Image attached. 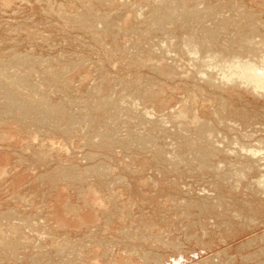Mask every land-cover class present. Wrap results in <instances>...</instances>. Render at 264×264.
I'll return each instance as SVG.
<instances>
[{
	"label": "bare ground",
	"instance_id": "1",
	"mask_svg": "<svg viewBox=\"0 0 264 264\" xmlns=\"http://www.w3.org/2000/svg\"><path fill=\"white\" fill-rule=\"evenodd\" d=\"M37 1V0H36ZM147 1H149V2H151V3H149V8L151 9V8H153L154 9V6H157L158 5V3H160V1H162V0H160V1H158V0H147ZM181 1V2H180ZM180 1H178L177 0V2L175 1L174 2V0H172V4H173V6H172V4L170 5V2H169V4L168 5H170V9L169 10H171V15L170 16H172V14L174 15H176V17H174L173 19H174V22L173 23H175V22H179V21H181V22H183L182 24H180L179 26H181L182 27V25L185 23L184 21H182V20H185V19H187L188 21H189V19L191 18V16H194V17H196V18H200L199 20H198V22L197 23H199V21L201 20V21H207L208 20V17H212L213 16V14L212 13H217L218 11H219V8H218V6L217 5H221V4H219L218 2V4L217 3H215V2H213L212 1V4H210V2H211V0H210V2H209V4L207 3V2H205L204 0H195V2L192 0V2H191V0H190V2H188L189 0H187V3L185 2V4L184 3H182V0H180ZM216 1V0H215ZM263 1V0H262ZM19 2V1H18ZM27 2V1H26ZM79 2V1H78ZM81 2V1H80ZM101 2V1H100ZM128 2H129V0H128ZM132 2V1H131ZM141 2V1H140ZM175 4H174V3ZM220 2H222V1H220ZM224 2V1H223ZM226 2H228V3H230L229 1H226ZM225 2V3H226ZM261 2V1H260ZM17 3V2H16ZM105 3V2H104ZM126 3V2H125ZM146 2H144V4H145ZM167 3V2H166ZM165 3V4H166ZM216 4V7L215 6H212L213 4ZM225 3L223 4V6L225 5ZM231 3H233V1H231ZM230 3V4H231ZM4 4V3H3ZM107 4H109V3H107ZM115 4V3H114ZM117 4V3H116ZM130 4V5H129ZM128 5L130 6L129 8H128V10L129 9H131V3H129ZM133 4H136L135 3V1H134V3ZM138 4V5H137ZM136 5L139 7V6H141V4H139V3H137ZM146 4H148V3H146ZM145 4V5H146ZM164 4V3H163ZM227 4V3H226ZM260 4H262V3H260ZM27 5V4H26ZM89 5V4H88ZM112 5H113V3L112 4H110L109 6H111V8H112ZM118 5V4H117ZM135 5V6H136ZM145 5H143V7L145 6ZM161 5V4H160ZM160 5H158L159 7H162V5L160 6ZM36 6V5H35ZM92 6V5H91ZM125 6V5H124ZM136 6V9H138V7ZM153 6V7H152ZM222 6V5H221ZM227 6H229V4H227ZM233 7H234V5H232ZM260 6V5H259ZM20 7V6H19ZM115 7H117L118 8V6H116V5H114L113 6V8L115 9ZM143 7L141 6V8L143 9ZM167 6H165V7H162V8H166ZM220 7V6H219ZM225 7H226V5H225ZM237 7V6H236ZM263 8H264V5L262 6ZM23 8V7H22ZM110 8V7H109ZM112 8V10L114 11V9ZM125 8V7H124ZM156 8V7H155ZM161 8V9H162ZM169 8V7H168ZM185 8V9H184ZM222 8V7H221ZM232 8V7H231ZM239 8V7H238ZM238 8H236V9H238ZM261 8V7H260ZM12 9V8H11ZM38 9V8H37ZM42 9V8H41ZM121 9V8H120ZM127 9V8H126ZM132 9H134V11L133 12H135V7H133ZM152 9V10H153ZM156 9H160V8H156ZM160 9V10H161ZM223 9H225V8H223ZM233 9V8H232ZM252 9V8H251ZM34 10H35V8H34ZM33 10V11H34ZM89 10V9H88ZM110 10V9H109ZM108 10V11H109ZM111 10V11H112ZM139 10V9H138ZM137 10V12H135V14L136 13H140V14H142L143 15V11H141V10H139L138 11ZM158 11V12H160L161 13V11ZM166 10V9H165ZM168 10V9H167ZM225 10H227V7H226V9ZM231 9H229L228 8V10L227 11H230ZM242 10H243V8H242ZM255 10H256V8H255ZM4 11V10H3ZM32 11V10H31ZM53 11V10H52ZM120 11V10H119ZM224 11V10H223ZM222 10H221V12H223ZM232 11V10H231ZM59 12V11H58ZM125 12V11H124ZM124 12H123V14H124ZM130 11H128V13H129ZM143 12V13H142ZM153 12V11H152ZM162 12H164V11H162ZM220 12V11H219ZM221 12L220 13H218V14H221ZM244 12L245 11H243V14L241 15V12L239 13L238 12V10H237V14L238 15H240V16H238L239 17V19H237L238 17L237 16H235V17H237L236 19L238 20H236L235 21V18H233V17H229L230 19L232 18V19H234V20H232L233 22H234V24L236 25V27H237V29L236 28H234L233 26H231V25H229V27H231V29H233L234 28V30L236 31L237 30V35H236V39L235 38H233L234 40H222V41H220V43H219V41L217 40H215L216 38H217V36L215 37V39L214 40H211L212 42H210L209 40V43L207 42V39H206V41H204V39H205V37H202L203 35H201V33L202 34H204L203 32H201L200 31V29L201 30H203L202 28H200L201 26H203V25H200V27H198L199 28V34L201 35V36H199V38H203V40L201 39V40H198L197 38L198 37H196L198 34L195 32V31H193V32H195L197 35L196 36H194L195 35V33L193 34V36H192V33L190 34L191 36H187V38H185V40L184 41H182V43H181V47H178V45H179V43L177 42H172L171 41V39L173 40V39H176V38H178L176 41H178L179 39H181L182 38V36H181V38H179L178 36L176 37V35H174L171 39H170V37L172 36V35H170V37H169V40H166L164 37L162 38L163 40H162V42H161V40L159 39L160 37H159V35H158V37L157 38H155L156 40L157 39H159L158 41H160V44H159V42H157L156 41V43H157V45H154V44H156V43H154V40H152L151 42H153V44L152 45H154L153 47H151V44H150V46H149V48H155L156 49V53H157V55H155L154 56V53L153 54H150L149 53V58H146L147 57V55L145 54V50L146 49H149L147 46H148V44L146 45V49L145 50H143V47H142V51H144V53H142L143 54V57L146 55V57H144L145 58V60L147 59V61H148V59H149V61L148 62H150L149 63V67H152V66H156V67H158L157 69H162V71H163V73L164 72H167V70H170L171 69V71L173 70V75H176V77L177 76H181L182 78L184 77V78H188V79H190V80H193L194 82H196V83H193V82H191V84H192V86L190 85V87H188L187 86V89H184L185 90V96H186V98L188 99V101L190 102H192V100H189L190 98H193V100L194 101H197L198 103H199V105H206L205 103V101H207V99H206V97L207 96H211L212 98H213V100H214V102L216 103H214L215 105H217V108L216 109H211V111H213V114L212 113H209V114H211V115H207V117H209L208 118V120H200L199 118H198V115H194L193 117H192V115H190L189 113L190 112H186L187 110L185 109L186 107V103L187 102H183L184 104H183V106L181 107V109H177V107H179V106H181L180 104L182 103V100L180 99V100H178V101H176L175 100V102H172V103H174V105H172V104H170L171 106H170V108H164L162 105H161V100H160V98H159V100H157L158 99V95H156V94H158L157 92L153 95L154 97H156L157 96V99H155V98H153V96L151 95V91L152 90H149V94H145V95H143V96H141V95H138V94H140L141 92V94H143V91H139V90H137L136 88V91H135V89L134 88H132V90L133 91H135V92H138V93H136V94H130V92L129 91H131L129 88L130 87H133L132 86V84H133V82L131 83V85H130V82L127 84L126 83V85L127 86H129L127 89L129 90V91H127V90H125V92L127 91V92H129V95L127 94V93H124V95H122V90H120V89H116V87H115V85L114 86H111V87H113V88H111L110 87V84H108V82L106 83L105 82V80H107V79H105V80H101V82H99V83H97V85L95 86V88H96V90L97 89H99L100 91H101V94L103 95V97H104V95H105V99H106V97L107 96H109L110 94H111V92H113L106 100L108 101V100H115V101H113V102H116V103H118V104H120L119 102H122V104L124 103V106H125V108L124 109H121V107H119V106H117V105H113V106H110L109 104H108V102H106V103H104L103 104V106L104 107H107V106H109V107H112V108H104L105 109V111L106 112H109L110 114H111V112H117V114L118 115H120L119 113H121L122 111V113L125 115V116H129L128 118H126L127 119V121L129 122V120H132V122L133 123H137L136 125H137V127H132V129H134L135 130V128H138L140 125H138V123L139 124H142V129L144 128V132L145 133H148L147 131L149 130V129H151V131H153L154 129L153 128H158L159 130H157V131H159L160 133L159 134H161V132H163V134H165L166 135V138L168 139V141H171V144H169L168 142H166L167 144H165L164 146L163 145H161V146H163V147H168L169 149H165L166 151L164 152V149H163V152L162 153H160V151H159V153L160 154H162L163 155V153L167 156V162L169 163H167L170 167H172V169H175V170H177L176 168L178 167V171H176L175 172V174L178 176H176V178L178 179V181H176V185H174V183H173V181H172V179H171V181H169L170 183H172V184H170V185H167L165 182V184H166V186H167V188H166V186L165 187H163L164 185H163V181L164 180H169L170 179V175H172V171H174V170H172L171 171V173L169 172V170L168 169H165V170H163L164 168H162V169H158V171H159V173L158 174H154L152 177L150 176V179L152 180V182L154 181V183L156 182L157 184L159 183L158 181L159 180H162V185L160 184V188L162 189V187L163 188H166V190L164 189V192H161L162 190L160 189V188H158V189H160V191L158 192V196L156 197H153L154 196V194L151 192V194L153 195L152 197H150L149 196V193L150 192H148V190H147V193H148V196H149V198H147V197H145V194H147V193H144L143 195H144V197L147 199V200H143V199H141V198H139V197H141V195L142 194H140V193H138L139 191H137V190H140V188H139V186H142V184L140 185V181H133V180H131L130 178H128V176L130 175H128V173H131L132 171L131 170H133V168H134V166L135 165H139V164H137V163H135L136 161L134 160V156L133 157H131V156H129V157H127L126 159H128L129 158V162L126 160V159H123V161H122V158H121V161H116L117 159H114L113 157H111L108 153H110V152H106V151H104L105 149L104 148H102L100 151H89L90 152V154H91V156H89L88 158H86V162H87V166L85 167V166H83V168H82V170H81V168H80V170H81V172L82 173H80V174H83V177H84V179L85 180H83V178H81L82 179V181H78L77 182V180H76V182L77 183H79V186H76L77 185V183L75 182V181H73V183H75V185L73 186L75 189H79V190H81V191H83V192H86V194H87V192H88V195L86 196V194L84 195V196H82L81 194H83V192H81L80 193V191H79V193L77 192V190L75 191V192H77V195L78 196H76V193L74 194V196H73V194H71V190H70V195H71V197H69V196H67L66 198L67 199H65L63 196V193L61 194H59V197L61 196L62 197V200L64 201H62V200H60L61 201V203L63 202L64 204H65V208H66V206H67V209H65L66 211H61L60 210V212H55V213H53V212H49V213H47L46 212V210H44V208L42 209L44 212L42 213V211H41V213H36V209L34 208H32L33 210H30V212H25V213H22V214H16L15 215V217H13L14 216V213H12V215H11V217H10V220H8V221H10V224H9V227H8V224H6V225H4L3 223L1 224V221H2V219L0 220V250H4V254H3V256H8V257H11V256H15L17 253H16V251H15V249H16V247H19V246H21L22 248L26 245V247L27 246H30V247H32L31 245H34V246H36V245H38V247L39 246H42V244H43V246H44V244H46V241L48 240V238H50L51 236V238L53 239V237L55 238V233H56V230H54V228H52L53 226H51V224H50V222H52V224H60V222H61V224L62 223H64L65 225H66V227L68 228V229H71V230H77V232L79 231V233L81 232L82 233V236L84 235V237L83 238H81V240H78L77 238V236L75 237L74 236V234H75V232L74 233H72L71 231H70V233H69V235H71V237L69 238V240H66V241H64V248L66 249V251L67 250H72V251H74V249H78L79 247L81 248V246H80V242H83L84 240L86 241L88 238L91 240V241H94V239H95V243L96 244H94V245H97V246H99V244L102 246V248H101V246H100V249H101V254H100V250H98L97 251V249H96V247L94 248L95 250H96V253H98L99 252V256L101 255L102 257H103V259H104V261H106L107 259H109L111 256H113V255H111L110 256V254L112 253V252H110L111 250H115V251H117L118 253H121V251L123 252V254H125L126 256H129L128 258L126 257V259H125V257L123 258H121L122 260V263H121V261L120 260H118V259H120V258H118L117 260H116V258H115V256H114V258L112 259V260H114L115 259V261L117 262V261H120V263L121 264H124L123 263V261H125V263H127V264H144V263H146V262H148L149 264H181V263H183V257L181 256V255H178L179 257L178 258H176V257H174L173 255H170L169 256V254H168V257H165V256H161L160 254V256L158 257L157 256V254L154 252V249H160V247L161 246H164L165 247V245L166 246H168L166 243L164 244H160V245H158V244H155V245H158V246H160L159 248H158V246H154L153 244H150L149 243V241L148 240H151V238H152V236L154 235L153 233H152V235H151V232L153 231H151L150 232V229H152V228H149L148 226H151L150 224H152L153 223V221H152V219H155L156 221L157 220H160V222L162 221L163 222V220H165L166 219V217L168 218V215H165L166 214V212H170V214H172L170 217L172 218L173 217V215H175V217L176 218H178L179 216H178V212L179 213H182V214H184L186 217H187V219H188V221L190 222V220H191V224L193 225L194 223L195 224H197V223H199V221H201V215H205L206 214V216L205 217H202V222H203V218H206L207 216L208 217H214V218H208V219H213L214 221H215V226L217 225L218 227L219 226H221L220 224H222V223H219V220H221L220 222H222L223 221V224H222V226L224 225L225 226V223H227L226 224V226L227 227H237V225H238V222H240V221H236V220H238L239 218H242L244 221L246 220V222H249L250 224H254V223H256L257 221H259V220H264V115H243V113H246L247 112V109L245 110V112H242V110H240V109H238L237 108V102H238V100H240L241 102H244V103H246V108H247V106H250V110H253V108H256V107H254V105L255 104H257V103H260L261 104V102H264V32H262V30H261V28L262 27H264V21H262V19H263V15L264 14H262V12L261 13H254L253 11H251V13L249 12V14H244ZM4 13V12H3ZM35 13H38V12H35ZM46 13V12H45ZM54 13H56L55 11H54ZM155 13H156V11H155ZM164 13H166V12H164ZM224 13V12H223ZM228 13V12H227ZM254 13V14H253ZM264 13V12H263ZM10 14V13H9ZM87 14V13H86ZM118 14V13H117ZM126 14H127V12H126ZM130 14H133V16H134V13H132V12H130ZM145 14H146V12H145ZM157 14V13H156ZM162 14V13H161ZM225 16L226 15H228V14H226V11H225ZM236 14V15H237ZM36 15V14H35ZM90 15V14H89ZM95 15V14H94ZM106 15V14H105ZM125 15V14H124ZM124 15H121V18L123 17V18H125V16ZM159 15V14H158ZM164 15V14H163ZM166 15V14H165ZM164 15V16H165ZM217 15V14H216ZM223 15V14H222ZM37 16V15H36ZM92 16V15H91ZM129 16V15H128ZM133 16H130V18L131 17H133ZM137 15H135L134 17H136ZM139 16V15H138ZM141 16V15H140ZM145 17H143V18H146L147 17V14L146 15H144ZM153 16L155 17V15L153 14ZM215 16V15H214ZM220 16V15H219ZM38 17V16H37ZM73 17V16H72ZM88 17V16H87ZM152 17V16H151ZM167 18L169 17V15L168 16H166ZM194 17H192L193 19H194ZM223 17H224V15H223ZM222 17V18H223ZM227 17V18H228ZM257 17H259L258 19H257ZM75 18V17H74ZM78 18V17H77ZM77 18L75 19V20H77ZM86 18V17H85ZM96 18H97V16H96ZM103 18H104V16H103ZM127 18V17H126ZM148 18V17H147ZM159 18H161L160 16H159ZM171 19H164V17L162 18V19H164V20H167V21H165V22H168V21H170V20H172V17H170ZM191 18V19H192ZM195 18V19H196ZM219 18H221V17H218V19ZM79 19V18H78ZM87 19V18H86ZM91 19V18H90ZM101 19V18H100ZM132 19V18H131ZM135 19V18H134ZM150 18H148V20H149ZM158 19V18H157ZM156 19V20H157ZM214 19L215 18H213L212 20V23L214 22ZM217 19V20H218ZM224 19L226 20V17H224ZM229 19V20H230ZM82 20V19H81ZM92 20V19H91ZM103 20V19H102ZM102 20L100 21L99 19H96V21H99V22H96L94 25H96V24H99L100 22H102ZM116 20V19H115ZM120 20V19H119ZM125 20V22L122 20H120L122 23H123V25H119L118 27H119V29H120V31H125V32H127L128 30H134L135 28H130V26H133L132 24H131V20L128 18L127 20L126 19H124ZM137 20H138V18H137ZM143 21L145 20L146 21V19H142ZM148 20H147V24L149 23L148 22ZM153 20V19H152ZM152 20H150V21H152ZM186 20V21H187ZM211 20V19H210ZM217 20H215L216 22L215 23H217ZM228 19H227V21H229ZM13 21V20H12ZM12 21H9V22H11L12 23ZM94 21V20H93ZM104 21V20H103ZM160 21H161V19H160ZM196 21V20H195ZM194 21V22H195ZM222 20L220 19V21L218 20V22L220 23ZM226 21V22H227ZM112 22V21H111ZM135 22V20H133V24H135L134 23ZM153 22V21H152ZM151 22V23H152ZM154 22H155V20H154ZM171 21H170V24L172 23ZM194 22H192L193 24H194V26H195V24H197L196 22L194 23ZM2 23V22H1ZM92 23V22H91ZM103 23V22H102ZM139 23V22H138ZM159 23V22H158ZM161 23V22H160ZM180 23V22H179ZM186 23H188V22H186ZM190 23H191V21L189 22V25H190ZM191 23V24H192ZM202 24L204 23V22H201ZM208 23H211V21H209ZM211 23V25L213 26L214 24H212ZM223 24L225 23V22H222ZM221 23V26L223 25ZM10 24V23H9ZM38 24V23H37ZM118 24V23H117ZM120 24V23H119ZM131 24V25H130ZM137 24V23H136ZM146 24V23H145ZM163 25L164 24H166V23H162ZM162 24L160 25V27L162 26ZM192 24V25H193ZM200 24V23H199ZM226 24V23H225ZM228 24V23H227ZM230 24V23H229ZM234 24H232V25H234ZM66 25V24H65ZM64 25V26H65ZM130 25V26H129ZM150 24H148L147 26H149ZM153 25H154V23H153ZM176 25H178V23L176 24H172V27H174V26H176ZM184 25H187L188 26V24H184ZM183 25V26H184ZM204 25L205 26H203V28L204 27H206V25L207 24H205L204 23ZM218 25V24H217ZM217 25H214V27H216L219 31H220V29H219V26L217 27ZM1 26V25H0ZM50 26V25H49ZM98 26V25H97ZM104 26V25H103ZM137 26V25H136ZM135 26V27H136ZM155 26V25H154ZM166 26H168V25H165V27H164V29H166L167 27ZM197 26H199V25H197ZM196 26V27H197ZM227 26V25H226ZM62 27V26H61ZM87 27V26H86ZM96 26H91V28H89L88 27V29L89 30H91L92 28L93 29H95L96 30V28L98 29V28H101V27H96ZM105 27V26H104ZM139 27V26H138ZM159 27V28H160ZM178 27V26H177ZM176 27V28H177ZM193 27V26H192ZM223 27V26H222ZM229 27H228V30H229ZM233 27V28H232ZM6 28V27H5ZM28 28V27H27ZM109 28H110V26H109ZM117 28V27H116ZM128 28H130V29H128ZM171 29V27H170V25H169V27L167 28V29ZM182 28H184V27H182ZM207 28V27H206ZM221 28V27H220ZM2 29H3V27H2ZM50 29H53V28H50ZM47 30V31H51V30ZM73 29V28H72ZM92 29V30H93ZM115 29V28H114ZM128 29V30H127ZM138 29L139 28H137V29H135V33L138 31ZM150 29V28H149ZM152 29V28H151ZM157 29V30H156ZM156 29L154 30L153 29V31H158V28H157V26H156ZM161 29V28H160ZM164 29H162V30H164ZM166 29V30H167ZM178 29V28H177ZM187 29H188V27H187ZM190 29V28H189ZM197 29V28H196ZM262 29H264V28H262ZM6 30V29H5ZM26 30V29H25ZM32 30V29H31ZM112 30V29H111ZM110 30V31H111ZM115 30H117V29H115ZM127 30V31H126ZM137 30V31H136ZM174 30V28L172 29V31H170V34H174L175 32H177V30L175 31H173ZM182 30H186V27H185V29H182ZM193 30V29H192ZM204 30H205V28H204ZM218 30H216V31H218ZM4 31V29L2 30V32ZM9 31V30H8ZM52 31H55V30H52ZM112 31H114V30H112ZM165 31V30H164ZM179 31H181V28L179 27ZM187 31V30H186ZM207 31H208V28H207ZM29 32V31H28ZM27 32V33H28ZM33 32V31H32ZM94 32V31H93ZM117 32V31H116ZM116 32H115V34H116ZM122 32V33H123ZM130 32V31H129ZM133 32V31H132ZM138 32H140V29H139V31ZM146 32V31H145ZM148 32V31H147ZM159 32H160V30H159ZM172 32V33H171ZM188 32V31H187ZM186 32V33H187ZM201 32V33H200ZM209 32V31H208ZM228 32V31H227ZM227 32H225V33H227ZM230 32H231V30H230ZM36 33V32H35ZM34 33V34H35ZM42 33H44V32H42ZM97 34H95L94 33V38L98 35V32H96ZM107 33H109V32H107ZM143 33V32H142ZM151 33V32H150ZM182 33H184V31L182 32ZM186 33H184V34H186ZM206 33V32H205ZM210 33V32H209ZM214 33V32H213ZM233 34H234V32H232ZM90 34V33H89ZM101 34V33H100ZM110 34V33H109ZM112 34V33H111ZM115 34H113V35H115ZM121 34V33H120ZM124 34H126V33H124ZM128 34V33H127ZM131 34V33H130ZM130 34H128V35H130ZM141 34V33H140ZM140 34H137V36H139ZM152 34V33H151ZM162 34V33H161ZM180 34V33H179ZM211 34V33H210ZM42 35V34H41ZM47 35H50V34H46V35H44L45 36V38H46V36ZM132 35V34H131ZM127 36L126 35V37H134V36H136L135 34H133V36ZM165 35H166V33H165ZM178 35V34H177ZM187 35H189V33H187ZM206 35H207V33H206ZM231 35V34H230ZM235 35V34H234ZM50 36H53V35H50ZM125 36V35H124ZM136 36V37H137ZM142 36H144L145 37V35H141V38H142ZM149 36V35H148ZM148 36H146V37H148ZM151 36V35H150ZM163 35H161V37H162ZM167 36H168V33H167ZM167 36H165V37H167ZM211 36H212V34H211ZM224 36V35H223ZM227 36V35H226ZM229 36V35H228ZM34 37V36H33ZM41 37V36H40ZM43 37V36H42ZM48 37V36H47ZM98 37V36H97ZM97 37H96V41H97ZM100 37V36H99ZM105 37V36H104ZM140 37V36H139ZM154 37H156V36H154ZM196 37V38H195ZM219 38H221V36L219 35L218 36ZM233 37H235V36H233ZM39 38V37H38ZM44 37L42 38V42L41 41H39L38 39H36V41H37V43H36V45L39 43L41 46H42V44L44 45V44H48L47 42H49L48 40H50V38H47V39H45ZM53 38V37H52ZM135 38V37H134ZM138 38V37H137ZM141 38H140V41H141ZM150 38V37H149ZM168 38V37H167ZM218 38V39H219ZM229 38V37H228ZM43 39H45V40H43ZM77 39V38H76ZM103 38H99V40L98 41H100V40H102ZM114 39V38H113ZM210 39V38H209ZM212 39V38H211ZM222 39V38H221ZM227 39V38H226ZM34 40V39H33ZM72 40V39H71ZM74 40V39H73ZM129 40V39H128ZM133 40H135V41H137L138 42V40H136V39H133ZM143 40V39H142ZM147 40V39H146ZM150 40V39H149ZM97 41V42H98ZM134 41V42H135ZM145 41V40H144ZM7 42V41H6ZM5 42V43H6ZM26 42V41H25ZM75 42V41H74ZM100 42H102L101 44H103V42H105V41H100ZM99 42V43H100ZM130 42V41H129ZM134 42H131L132 44L134 43ZM4 43V44H5ZM75 43H77V42H75ZM7 44H8V42H7ZM12 44V43H11ZM106 45L108 44V42L107 43H105ZM142 44V43H141ZM176 44H178V45H176ZM39 45V46H40ZM79 45V44H78ZM86 45V44H85ZM136 44H133V46H135ZM9 46H10V42H9ZM109 46V45H108ZM43 47V46H42ZM76 47V46H75ZM136 48H138L137 46H135ZM21 48V47H20ZM19 48V49H20ZM84 48V47H83ZM139 48H141V47H139ZM145 48V47H144ZM24 49V48H23ZM22 49V50H23ZM110 49V48H109ZM131 49V48H130ZM4 49H2V48H0V60L2 59V62L4 61L3 59H6V56H4V55H6L7 54V56L9 55L8 53H10L9 51L8 52H5V51H3ZM6 50V49H5ZM106 50V49H105ZM24 51V50H23ZM107 51V50H106ZM134 51V50H133ZM141 50H140V52H142ZM151 51V50H150ZM20 52V51H19ZM19 52H17L18 54H19V56H17L18 54H16V56H14L13 55V58L12 57H10V60H11V62H9V63H11L10 65H8L9 63L7 62V63H4V64H0V66H4V67H6L7 69H8V67H11V65L12 64H16L18 61H19V59L21 58V53H19ZM153 52H155L154 50H153ZM106 53H109V51L108 52H106ZM128 53V52H127ZM135 53V52H134ZM136 53H139V51L137 50V52ZM11 54V53H10ZM34 54V53H33ZM140 55H141V53H139ZM158 54H161L162 56H163V61L159 58V57H156V56H158ZM25 55V54H24ZM35 55H36V53H35ZM109 55H110V53H109ZM135 55V54H134ZM136 55H138V54H136ZM38 56V55H37ZM118 56V55H117ZM150 56H151V59H150ZM152 56L153 57H155L154 59H152ZM109 57H111V56H109ZM124 57V56H123ZM139 57V56H138ZM142 57V55H141V57H140V59L141 58H143ZM161 57V56H160ZM8 59H9V57H7ZM12 58V59H11ZM37 57H35V58H33L32 59V63L34 62L35 63V61H40L39 60V57L36 59ZM61 58V57H60ZM64 58V57H63ZM157 58H159V59H157ZM7 59V60H8ZM36 59V60H35ZM113 59V58H112ZM132 59V58H131ZM139 59V60H140ZM6 60V61H7ZM9 60V61H10ZM34 60V61H33ZM84 60V59H83ZM107 60H109L108 58H107ZM135 60V59H134ZM143 60V59H142ZM159 60V61H158ZM160 60H161V62L162 63H160ZM141 61V60H140ZM146 61V62H147ZM1 62V61H0ZM20 62V61H19ZM29 62H31V61H27V59H24V56H23V61H21L20 63L22 64L23 63V65H21L22 67H24V68H21V67H18L19 69H20V71L17 73V77L18 76H20V73H22V74H24L23 73V71L24 72H26V70H29V69H27L28 67L30 68L31 66L30 65H28L29 64ZM90 62V61H89ZM136 62L137 61H134V64L136 65ZM31 63V64H32ZM33 63V64H34ZM102 63V62H101ZM132 63V62H131ZM138 63V65H140V67H142V69H143V66H141V64H139V62H137ZM141 63H145V61H141ZM19 64V63H18ZM97 64V63H96ZM146 64H148V63H146ZM37 65V64H36ZM39 65V64H38ZM81 65V64H80ZM94 65V64H93ZM101 65V64H100ZM99 65V67H101ZM114 65V64H113ZM131 65V64H130ZM144 65V64H143ZM152 65V66H151ZM28 66V67H27ZM77 66V65H76ZM95 67L97 66V65H94ZM132 66V65H131ZM17 67H13V68H17ZM33 67H34V65H33ZM36 67V66H35ZM38 67V70H39V67L40 66H37ZM90 67H91V65H90ZM94 67V68H95ZM98 67V68H99ZM145 67H147V66H145ZM149 67H147V68H149ZM13 68H12V70H13ZM17 68V69H18ZM63 68V67H62ZM81 68V67H80ZM83 68V67H82ZM105 68V67H104ZM103 68V69H104ZM137 68H138V66H137ZM147 68H145V69H147ZM169 68V69H168ZM1 69H2V67H1ZM0 69V70H1ZM5 69V68H4ZM4 69H2V71H4ZM11 68H9V70H10ZM16 69V70H17ZM18 69V70H19ZM37 69V68H36ZM61 69V68H60ZM99 69H101V68H99ZM99 69H96V70H99ZM106 69V68H105ZM132 69V68H131ZM138 69H140V68H138ZM151 69V68H150ZM149 69V70H150ZM154 69V68H153ZM152 69V70H153ZM155 70V71H158V70ZM167 69V70H166ZM31 70V69H30ZM32 70H34L33 68H32ZM47 70V69H46ZM75 70V69H74ZM77 70H79L80 71V69L79 68H77ZM120 70H122V68L120 69ZM148 70V69H147ZM8 71V70H7ZM11 71V70H10ZM40 71V70H39ZM72 71V73H76L75 71H73V70H71ZM82 71H84V70H82ZM101 71H103V70H100V72ZM151 71V70H150ZM154 71V70H153ZM5 72V71H4ZM9 72V71H8ZM7 72V73H8ZM12 72L13 71H11V75L15 78V73H14V75L12 74ZM14 72H15V69H14ZM78 72V71H77ZM89 72V71H88ZM99 72V71H98ZM99 72V73H100ZM105 72V71H104ZM160 72V71H159ZM47 72L45 71L44 73H42V77L41 78H43V81H41V82H43V83H45L46 85H47V88H45L46 86H44V84H43V86H42V88H44V89H42L41 87V90H47V92L49 91V93H50V91H52V90H49L48 89V84H50V86L52 85V81L53 80H51L50 79V77L48 76V73L46 74ZM72 73H71V75H72ZM79 73V72H78ZM82 73V72H81ZM85 73H86V71H85ZM102 73V75L103 76H100V74H99V78H101L102 77V79H103V77L105 78L106 76H108V75H105L104 76V74H103V72H101ZM139 74L138 72H135V74ZM143 73V72H142ZM141 73V74H142ZM162 73V74H163ZM21 74V75H22ZM60 74V73H59ZM74 74H73V76H74ZM77 74V73H76ZM83 74V73H82ZM109 74V73H108ZM136 74V75H137ZM144 74V73H143ZM142 74V75H143ZM146 74V73H145ZM156 74H157V72H156ZM159 74V73H158ZM161 74V73H160ZM161 74V75H162ZM165 74V73H164ZM166 74H171V73H166ZM1 75V74H0ZM9 75V74H8ZM7 75V77L9 78L11 75H9L8 76ZM133 75V74H132ZM172 75V76H173ZM3 77H1L0 79H3L4 78V75H2ZM59 76H61V75H59ZM58 76V77H59ZM64 76V75H63ZM62 76V77H63ZM79 76V75H78ZM86 76V75H85ZM89 76V75H88ZM144 76V77H143ZM142 77H141V75H140V78H142L141 80H144L143 78H151L152 76H146V75H143ZM146 76V77H145ZM164 76V75H163ZM171 76V75H170ZM169 76V77H170ZM171 76V78H170V80H172V79H174V77H172ZM16 77V78H17ZM39 77V78H40ZM81 77V76H80ZM84 77V76H83ZM111 77V76H110ZM110 77H108V78H110ZM118 77V76H117ZM133 77V76H132ZM154 77V76H153ZM151 78V81H154V78ZM12 78V77H11ZM53 78V77H52ZM74 78H76V77H74ZM82 78V77H81ZM85 78H87V77H85ZM98 78V79H99ZM107 78V77H106ZM120 78V77H119ZM122 78V77H121ZM134 78H135V76H134ZM138 78H139V76L137 77V80H138ZM149 78V79H150ZM178 78V77H177ZM6 79V78H5ZM58 79V78H57ZM89 79H91L90 77H89ZM118 79V78H117ZM123 79V78H122ZM155 79H157V78H155ZM176 79V78H175ZM174 79V80H175ZM7 80V79H6ZM12 80V79H11ZM55 80V79H54ZM60 80H62V79H60ZM64 80V79H63ZM110 80V79H109ZM125 80V79H124ZM123 80V81H124ZM9 81H10V78H9ZM19 81V80H18ZM38 81H40L39 79H38ZM38 81H37V83H38ZM69 81H73L72 79H69ZM102 81H104L106 84H104V82H102ZM113 81V80H112ZM116 81V80H115ZM114 81V82H115ZM129 81V80H128ZM139 82H140V79L138 80ZM158 81V80H157ZM157 81H154L155 82V84H157ZM4 82H6V81H4ZM60 83L62 82V81H59ZM86 82V81H85ZM117 82H122V81H117ZM126 82V81H125ZM182 82V81H181ZM3 83V82H2ZM2 83L0 82V87H1V85H2ZM10 83H12V81L10 82ZM9 83V84H10ZM53 83H54V81H53ZM59 83V84H60ZM110 83V82H109ZM124 83V82H123ZM122 83V84H123ZM152 83V82H151ZM180 83V82H179ZM187 82L186 81H184V84H186ZM3 84H5V83H3ZM8 84V83H7ZM8 84V85H9ZM14 84V83H13ZM13 84H12V87L9 85V87H11L10 89H9V87L6 89V90H2V92H0V93H2V94H0V108L2 109L5 105V107L6 108H8V109H16L17 107H19V108H21L20 109V112H22V115H21V113L20 112H18V117H19V113H20V118L21 119H24L25 120V118L27 119H32V120H37V121H39L38 119H41L42 117H44V119H42V120H45V123H44V121L43 122H41L42 124L44 123L45 124V126L47 125L46 123H48V120L51 122V120H52V122H53V120L54 119H52V118H54L53 117V115H50V113H49V110L50 111H52L53 112V110H52V108H53V106L54 105H57L56 103H57V100L58 99H56L57 97V95H59L60 94V92L59 91H63V90H65L66 91V86L65 87H63L64 86V84H62L63 86L61 87V85L59 86L60 87V89H58V87H56L58 90H56V92H51V95H50V97H45V95H43L44 97H42V96H39V95H37L38 93H37V89L35 90V89H33L34 87L33 86H28V87H30V88H25V89H22V88H20V87H22V85L20 86V85H18L19 84V82H18V86H13ZM16 84V83H15ZM57 83L55 82V85H56ZM59 84H57L56 86H58ZM117 84V83H116ZM119 85H118V88H119V86H122V85H120V83H118ZM135 84V83H134ZM140 84V83H139ZM153 84V83H152ZM162 84V83H161ZM175 84V83H174ZM178 84V82L176 83V85ZM181 84V83H180ZM183 84V83H182ZM190 83H187L186 85H189ZM195 84V85H194ZM37 85V84H36ZM159 85V84H158ZM176 85H174V86H176ZM179 85V84H178ZM185 85V86H186ZM2 86H4V87H6V84L5 85H2ZM20 86V87H19ZM126 86V87H127ZM161 86V85H160ZM180 86V85H179ZM182 86H184V85H182ZM36 87V86H35ZM39 87V86H38ZM163 87V86H162ZM164 87H165V85H164ZM163 87V88H164ZM167 87V86H166ZM169 87V86H168ZM3 87H1V89H2ZM39 88V89H40ZM50 88V87H49ZM53 89H54V84H53V87H52ZM71 88V87H70ZM162 88V90H164ZM171 88H173V89H175L173 86L172 87H170V89ZM183 88H185V87H183ZM192 88H194L195 90V92L194 91H192L193 89ZM5 89V88H4ZM29 89H32V90H30L29 91ZM38 89V90H39ZM124 89H126L125 87H124ZM153 89V88H152ZM169 89V88H168ZM182 89V88H181ZM180 89V90H181ZM69 89H67V91L66 92H70V90L68 91ZM82 90V89H81ZM88 90H90V89H88ZM94 90V89H93ZM95 90V91H96ZM112 90V91H111ZM32 91H33V93H36V94H34V96H31V94H32ZM57 91H58V93H57ZM72 91V90H71ZM110 91V92H109ZM133 91H131V92H133ZM165 91V90H164ZM171 91V90H170ZM176 91H177V89H176ZM183 91V90H182ZM46 92V91H45ZM110 94H109V93ZM124 92V91H123ZM146 91H144V93H145ZM168 92V91H167ZM3 93H5V94H3ZM52 93L55 95L56 93V95H55V97L54 96H52ZM62 93V92H61ZM76 93V92H75ZM78 93V92H77ZM95 93V92H94ZM93 93V94H94ZM97 93V92H96ZM95 93V95L97 96L98 95V93L96 94ZM106 93V94H105ZM147 93H148V91H147ZM154 93V92H153ZM165 93H166V91H165ZM72 94V93H71ZM93 94H92V96H93ZM101 94H99V95H101ZM108 94V95H107ZM183 94V93H182ZM33 95V94H32ZM40 95H41V93H40ZM47 95V94H46ZM85 95V94H84ZM149 95V96H148ZM156 95V96H155ZM184 95V94H183ZM60 96V95H59ZM162 96V95H161ZM182 95H180V97H181ZM184 96V97H185ZM82 97H83V94H82ZM102 96H101V98H103ZM91 98V97H90ZM93 98H95L94 96H93ZM183 98V97H182ZM186 98H184L183 100H185ZM75 99V98H74ZM162 99V98H161ZM204 99H206L205 101H204ZM71 100V99H70ZM69 100V102H71L72 103V100L70 101ZM87 100V99H86ZM102 100H104V98L102 99ZM105 100V101H106ZM62 101V100H61ZM75 101V100H74ZM95 101V100H94ZM99 101V100H98ZM68 102V101H67ZM89 102H90V100H89ZM113 102H110V104H112ZM97 103V102H96ZM100 103V102H99ZM164 103V102H163ZM200 103H204V104H200ZM3 104H4V106H3ZM79 104V103H78ZM94 104V103H93ZM93 104L91 105V103L89 104V105H91V107L93 108L92 110H93V113H91V114H93V116L95 117L96 115H94L95 114V112H94V109H96V108H94L93 107ZM122 104H120V105H122ZM167 104V103H166ZM165 104V105H166ZM188 104V103H187ZM64 105V104H63ZM66 105V104H65ZM73 105V104H72ZM75 105V104H74ZM101 105V104H100ZM126 105H127V107H126ZM189 105V104H188ZM210 105H212V104H210ZM209 105V106H210ZM52 108H51V107ZM57 106H59V105H57ZM66 106H68V105H66ZM124 106H122V108L124 107ZM190 106V105H189ZM258 106V105H257ZM69 107V106H68ZM79 107V106H78ZM100 107V106H99ZM98 107V108H99ZM169 107V106H168ZM54 108H55V106H54ZM53 108V109H54ZM80 108V107H79ZM102 107H101V109H98V111L99 110H102L103 109ZM194 108V107H193ZM242 108H244V107H241V109ZM264 108V107H263ZM7 109V111H10V110H8ZM56 109V108H55ZM57 109L58 110H60V111H62L61 110V108L59 109V107H57ZM103 109V110H104ZM191 109V108H190ZM204 109H206V108H204ZM257 109H259V108H257ZM92 110H90L89 109V111H92ZM120 110H122L121 112H120ZM170 110L171 111H173L174 112V114H172L171 112H170ZM263 111H264V109H262ZM6 111V112H7ZM16 111H18V110H16ZM57 111V110H56ZM97 111V109H96V113L98 112ZM167 111V114H165V112ZM175 111L177 112L176 114H175ZM254 111V110H253ZM1 113H4V112H2V111H0ZM57 112H59V111H57ZM73 112V111H72ZM76 112V111H75ZM112 113V115H109L111 118H112V120H114V118H115V120H116V118L117 117H120L121 115L123 116V114H121L120 116H117V115H113V114H115V113ZM169 112V113H168ZM249 112V111H248ZM247 112V113H248ZM257 112V111H256ZM7 113H9V112H7ZM47 113H49V115H46ZM54 113H55V111H54ZM104 113V112H103ZM103 113H102V116H105V114L103 115ZM109 113H107V114H109ZM57 113H55V115H56ZM81 114V113H80ZM79 114V115H80ZM193 114V113H192ZM205 115V114H204ZM10 116H12L11 114H10ZM52 116V117H51ZM57 116V115H56ZM60 116V115H59ZM59 116H57V117H59ZM62 116H64V115H62ZM85 116V115H84ZM83 116V117H84ZM90 116V115H89ZM88 116V114L86 115V117H84V118H91V117H89ZM92 116V115H91ZM92 116V117H93ZM107 116V115H106ZM117 116V117H116ZM206 116V115H205ZM13 117V116H12ZM23 117V118H22ZM56 117V118H57ZM72 118V117H74V119H70V118ZM72 117H71V115H65V117H62L63 118V120L65 121V122H67L66 120L67 119H70V120H68V122H70L69 123V127H67L68 125L67 124H65V125H63V126H65L66 127V130L64 131L65 132V136H66V138L67 139H70V138H72L73 136L74 137H76V140L78 139V141H80L81 142V140H85V141H87V146H90V147H92L93 146V144H92V141H94V140H92L91 138H88V137H90V136H87L86 135V133L89 131H91L92 132V128H94L95 127V129H96V126H94V125H96V123H95V121L94 122H92V121H90V120H92V118L91 119H89V121L90 122H92L91 123V125H90V127H92L91 129H90V127H88V126H85V122H87V121H83V117H82V115H81V117L80 118H82V121L84 122V123H82L81 122V126L80 125H78L79 123H80V121H81V119L79 120V123H76L77 122V119L75 118V116L74 115H72ZM93 117V118H94ZM99 117V116H98ZM98 117H96V118H98ZM108 117V116H107ZM61 117L59 118V119H56V120H54L55 122L52 124V126L49 128V125H47L48 126V130L46 131V132H48L46 135L44 134V132H43V134H44V136H47V138H46V141H44L45 142V144L43 145L42 144V146H40V147H38L36 144H37V141L33 144V142H31L30 144L31 145H36V146H34V147H36V148H38V149H40V150H42V151H40V153L43 155V157L45 156V154H46V151L48 150L47 148H49L50 147V149L52 148L54 151L55 150H59V147L57 148V145L59 146V144H57L58 142L57 141H59V140H55V138L54 137H56L52 132H50L49 130H56V131H58V132H62L61 130H64V128H63V126L61 125L62 124V121H60L61 119H62ZM129 118H131V119H129ZM255 118H257V119H255ZM11 119V118H10ZM101 119V118H100ZM117 119H120L119 121H121L122 119L121 118H117ZM124 119V118H123ZM126 119H125V121H126ZM1 120V119H0ZM6 120V119H5ZM18 121H19V119H17ZM76 120V121H75ZM93 120H95V118L93 119ZM110 120V119H109ZM8 121V120H7ZM15 121H16V119H15ZM41 121V120H40ZM39 121V122H40ZM63 121V122H64ZM87 122V125L90 123V122ZM98 121H102V119L101 120H98ZM254 121V122H253ZM0 122H3V121H0ZM13 122V121H12ZM103 122L104 121H102V124L101 125H99V122H97V124L99 125V126H101L102 127V125H103ZM107 121H105V123H106ZM124 121H122V123H123ZM19 123V122H18ZM18 123H17V125H18ZM28 123V122H27ZM36 123V122H35ZM95 123V124H94ZM104 123V124H105ZM125 123V122H124ZM129 123H131V121L129 122ZM251 123V124H250ZM252 123H253V125H252ZM2 124V123H1ZM1 124H0V126H1ZM13 124V123H12ZM11 124V125H12ZM43 124V125H44ZM83 124V125H82ZM92 124H94V125H92ZM107 124H108V122H107ZM112 123H110V125H111ZM114 124V123H113ZM112 124V125H113ZM20 125H22L21 123H20ZM23 125H25V124H23ZM50 125H51V123H50ZM77 125H78V127L80 128L81 127V129H77V128H75V126L77 127ZM97 125V126H98ZM116 125V124H115ZM122 125V124H121ZM124 125H126V124H123V127H124ZM136 125H131V126H136ZM16 126V125H15ZM15 126H13V127H15ZM19 126V125H18ZM118 126V125H117ZM126 126H130V125H126ZM2 127V126H1ZM21 127V126H20ZM19 127V128H20ZM29 127V126H28ZM63 128V129H60V128ZM75 129H74V128ZM110 127V126H109ZM122 127V128H123ZM16 128V127H15ZM30 128V127H29ZM89 128V129H88ZM98 128V127H97ZM106 128H108V127H106ZM112 128V127H111ZM116 128H118V127H116ZM131 128V127H130ZM129 128V129H130ZM9 129V128H8ZM35 129H36V127H35ZM34 129V130H35ZM88 129V130H87ZM125 129V128H124ZM15 130V129H14ZM16 130H19L18 129V127H17V129ZM21 130V129H20ZM19 130V131H20ZM30 130V129H29ZM32 130V129H31ZM33 130V131H34ZM38 130H40V129H38ZM46 130V129H45ZM54 130V131H55ZM60 130V131H59ZM98 130V129H97ZM96 130V132H98ZM101 130V129H100ZM113 130H115V129H113ZM123 130V129H122ZM127 130V129H126ZM7 131H9V132H11L10 130H7ZM110 131H111V129H110ZM119 131V130H118ZM139 131H140V129H139ZM28 132V131H27ZM32 132V131H31ZM42 132V131H41ZM41 132H39V133H41ZM64 132H63V134H64ZM101 132V131H100ZM106 132V131H105ZM123 132V131H122ZM126 132H128V130L126 131ZM136 132H138V130H136ZM143 132V131H142ZM155 132V131H154ZM180 132H181V134H180ZM14 133V132H13ZM20 133V132H19ZM24 133V132H23ZM57 133V132H56ZM102 133V132H101ZM4 134V133H3ZM3 134H1L0 135V137H3V140H5L4 139V136L5 135H3ZM5 134H6V131H5ZM35 134V133H34ZM88 134V133H87ZM90 134H92V133H90ZM99 134V133H98ZM116 134V133H115ZM125 134V133H124ZM138 134V133H137ZM139 134H141V133H139ZM150 134V133H149ZM154 134V133H153ZM157 134H158V132H157ZM162 134V135H163ZM8 135V134H7ZM36 135V134H35ZM105 135H107V134H105ZM133 135V134H132ZM151 135V134H150ZM156 134H154V135H152V136H150V137H152L153 138V136H155ZM176 135L177 136H180V138L178 139V140H175L176 139ZM25 136V135H24ZM27 136V135H26ZM38 136H39V134H38ZM37 135H36V137H38ZM92 136H94V135H92ZM98 136V135H97ZM96 136V137H97ZM114 136V135H113ZM129 136V135H128ZM19 137H20V135H19ZM30 137V136H29ZM59 136H57V138H58ZM78 137V138H77ZM108 137V136H107ZM127 137V136H126ZM132 137V136H131ZM137 137V136H136ZM143 137H145V136H143ZM147 138L149 137L148 135L146 136ZM6 138V137H5ZM11 138H13L12 139V141H10L9 143H8V145H10V149H11V147L12 148H17L18 149V139L16 140L15 138V136H13V135H9V138L8 139H11ZM28 138V137H27ZM41 138H43V137H41ZM65 138V137H64ZM95 138V137H94ZM98 138V137H97ZM101 138V137H100ZM103 138V137H102ZM121 138V137H120ZM133 138V137H132ZM151 138V140H149V142L148 143H145L146 145H151V143L152 144H154V139H152ZM162 138H163V140H164V137L162 136ZM175 138V139H174ZM2 139V138H1ZM21 139V138H20ZM29 139V138H28ZM36 139H38V138H36ZM36 139H34V140H36ZM62 139V138H61ZM124 139V138H123ZM129 139V138H128ZM148 139H150V138H148ZM170 139V140H169ZM22 140V139H21ZM33 140V138L31 139V141ZM39 140H40V138H39ZM45 140V139H44ZM97 140V139H96ZM99 140V139H98ZM104 140V139H103ZM118 140V139H117ZM144 141L146 140L147 141V139L145 138V139H143ZM157 138H156V140H155V144H156V142H157ZM160 140V139H159ZM158 140V141H159ZM162 140V141H163ZM22 141H25V140H22ZM73 142V139L72 140H69V142ZM102 141V140H101ZM106 141H108V140H106ZM111 141H112V139H111ZM119 141V140H118ZM120 141H121V139H120ZM138 141V140H137ZM179 141H181V142H179ZM7 142H8V140H7ZM19 142H20V140H19ZM26 142L29 144V141H27L26 140ZM61 142V141H60ZM62 142H63V140H62ZM62 142H61V144H62ZM69 142H68V144H69ZM71 142V143H72ZM83 142V141H82ZM96 142V141H95ZM94 142V143H95ZM110 142V141H109ZM113 142V141H112ZM135 142V141H134ZM5 143H6V141H5ZM66 143V142H65ZM79 143V142H78ZM114 143H115V141H114ZM123 143H124V141H123ZM128 143V142H127ZM133 143V142H132ZM142 143H144V142H142ZM21 144V143H20ZM24 144H26V143H24ZM67 143L66 144H64V145H68ZM74 144V143H73ZM76 144V143H75ZM81 144V143H80ZM102 144H103V142H102ZM102 144H101V142H100V144H98V147L99 146H102ZM104 144H107V143H105L104 142ZM110 144V143H109ZM117 144V143H116ZM129 144V143H128ZM134 144V143H133ZM158 144V143H157ZM163 144V143H162ZM7 145V146H8ZM31 145H25V147H28V148H30L29 150H31V149H35L34 147H32ZM69 145H71V144H69ZM124 145V144H123ZM20 146V145H19ZM95 146V145H94ZM104 146V145H103ZM114 146V145H113ZM125 146H127V145H125ZM134 146V145H133ZM136 146V145H135ZM149 146H146V148H148ZM152 146V145H151ZM157 146V145H156ZM24 146H23V148H25ZM43 147V148H42ZM65 147V146H64ZM74 147V146H73ZM97 146H95V148H96ZM97 147V148H98ZM119 147H122V146H119ZM139 147V146H138ZM142 147H143V145H142ZM155 147V146H154ZM160 147V146H159ZM165 147V148H166ZM22 148V149H23ZM87 148H89V147H87ZM93 148V147H92ZM91 148V149H92ZM107 148H110V146H107ZM137 148V147H136ZM145 148V147H144ZM173 148V149H172ZM14 149V150H15ZM25 149H27V148H25ZM52 149H51V151H52ZM67 149V148H66ZM94 149V148H93ZM111 149V148H110ZM112 149H113V147H112ZM150 149V148H149ZM149 149H147V150H149ZM151 149H154V148H151ZM150 149V150H151ZM156 149V148H155ZM160 149V148H159ZM162 149V148H161ZM160 149V150H161ZM19 150V149H18ZM37 150V149H36ZM61 150H63V151H65L64 149H62L61 148ZM73 150V149H72ZM96 150V149H95ZM116 150V149H115ZM146 150V151H147ZM15 151H17V150H15ZM14 151V152H15ZM113 151H114V149H113ZM112 151V152H113ZM131 151V150H130ZM141 151H142V149H141ZM152 151V150H151ZM157 151V152H158ZM14 152H13V154H14ZM28 152V151H27ZM32 152V151H31ZM34 152V151H33ZM37 152H38V150H37ZM37 152H35L34 154L35 155H37L38 156V153ZM59 152V151H58ZM57 152V153H58ZM61 152V151H60ZM80 152V151H79ZM88 152V153H89ZM111 152V153H112ZM145 152V151H144ZM156 152V151H155ZM156 152V153H157ZM24 153V152H23ZM63 153V152H62ZM71 153V152H70ZM110 153V154H111ZM114 153V152H113ZM131 153V152H130ZM148 153V152H147ZM156 153H153V154H156ZM158 153V154H159ZM198 153H201L202 154V156L201 157H199L197 154ZM29 154H30V152H29ZM116 154V153H115ZM127 154V153H126ZM152 154V153H151ZM159 154V155H160ZM67 155V154H66ZM112 155V154H111ZM146 155V154H145ZM200 155V154H199ZM36 156V157H37ZM39 156H41V155H39ZM38 156V157H39ZM48 156V155H47ZM46 156V157H47ZM60 156V155H59ZM65 156V155H64ZM75 156V155H74ZM114 156H117V155H114ZM121 156V155H120ZM154 157H155V155H153ZM196 156V157H195ZM199 158H198V157ZM13 157V156H12ZM12 157H9L10 158V160H12L11 158ZM34 158H35V156H33ZM37 157V158H38ZM42 157V156H41ZM136 157H137V155H136ZM145 157H147V155L145 156ZM150 157H152L151 155H150ZM153 157V158H154ZM157 157V156H156ZM155 157V158H156ZM6 158V157H5ZM8 158V157H7ZM14 158V157H13ZM19 158V157H18ZM21 158V157H20ZM98 158V159H97ZM36 159V158H35ZM34 159V160H35ZM38 159H42V158H38ZM47 159V158H46ZM54 159V158H53ZM76 159V158H75ZM118 159H119V157H118ZM156 159H160V157H157ZM162 159V158H161ZM7 160V159H6ZM23 160V159H22ZM25 160V159H24ZM97 160V161H96ZM120 160V159H119ZM4 161V159H2V160H0V162H3ZM14 161V160H13ZM17 161V160H16ZM26 161H28V160H26ZM25 161V162H26ZM38 161H40V160H37L35 163H37ZM46 161V160H45ZM44 160H43V162H45ZM63 161V160H62ZM81 162L80 160H77V162ZM96 161V162H95ZM6 162V161H5ZM11 162V161H10ZM25 162H23L24 164H25ZM61 162V161H60ZM96 163V165H95V163ZM139 162V161H138ZM149 162V161H148ZM4 163V162H3ZM2 163V164H3ZM7 163V162H6ZM15 163V162H14ZM42 163V162H41ZM26 164H28V163H26ZM33 164V163H32ZM38 164H39V167H40V162H38ZM65 164V163H64ZM79 164H81V163H79ZM143 164V163H142ZM174 164V165H173ZM0 165H1V163H0ZM4 165H6V164H4ZM15 165V164H14ZM29 165V164H28ZM37 165V164H36ZM176 165H178V166H176ZM2 166V165H1ZM17 166V165H16ZM24 166V165H23ZM33 166V165H32ZM96 166V167H95ZM141 166V165H140ZM175 166V167H174ZM25 167V166H24ZM58 167V166H57ZM56 167V168H57ZM64 167V166H63ZM84 167H85V169H84ZM98 167H104L105 168V172H104V169H102V170H99L98 169ZM137 168H135V170L136 169H139V170H141L140 169V167L139 166H136ZM163 167V166H162ZM2 168V167H1ZM4 168H6V167H4ZM3 168V169H4ZM10 168V167H9ZM65 168H67V167H65ZM166 168V167H165ZM22 169V168H21ZM24 169V168H23ZM22 169V170H23ZM30 169V168H29ZM28 169V167H27V170H29ZM131 169V170H130ZM186 169V170H185ZM35 170V169H34ZM59 170V169H58ZM69 170H72V169H69ZM139 170H138V172H139ZM168 170V171H167ZM3 171V170H2ZM6 171V170H5ZM26 171V170H25ZM40 171V170H39ZM101 171H103V172H101ZM130 171V172H129ZM4 172V171H3ZM19 172V171H18ZM18 172H15V176H13V178L11 177L10 179H12V181H14L15 180V182H16V180L17 179H20V177H22V176H20V175H18V174H16V173H18ZM59 172V171H58ZM142 172V171H141ZM140 172V173H141ZM6 173V172H5ZM52 173V172H51ZM62 173V172H61ZM65 173H67V172H65ZM71 173H72V171H71ZM136 174L137 172L136 171H134L133 170V172H132V174ZM174 173V172H173ZM2 175L4 174V173H1ZM13 174V173H12ZM57 174V173H56ZM63 174H64V171H63ZM137 174H139V173H137ZM144 174V173H143ZM185 174H187L186 176H188V175H190L189 177H191V175H193V176H197L196 178H198L199 180L197 181L198 183L200 182V184H205V186H206V183L208 184L209 183V185H210V189H208V188H206V189H204V190H200L201 191V194H199V195H196V194H198V193H196V192H198L197 190H192L193 192H195L196 194L195 195H193V196H191V194H190V191L188 192V190H187V192H184L182 189H183V187H182V189L181 188H179L178 189V186H181L179 183V179L180 180H182V179H187V177H183ZM11 175V174H10ZM22 175V174H21ZM50 174H48V176H49ZM113 175H115V177L117 176V177H119V179L117 178L116 180H119V181H121V184L119 183L118 184V182H115L116 180H114L113 178V182H109V185H107V181H109V180H107L110 176H112V177H114ZM141 175V174H140ZM181 175V176H180ZM3 176H7V175H3ZM9 176V175H8ZM25 176V175H24ZM56 176V175H55ZM61 176V175H60ZM66 176V175H65ZM69 176V175H68ZM79 176H81V175H79ZM131 177H132V175H130ZM193 176H192V178H191V180L193 179ZM53 177V176H52ZM70 177V176H69ZM69 177H67L68 179H69ZM114 177V178H115ZM195 177H194V179H195ZM26 179L28 178L29 179V177H25ZM51 178V177H50ZM65 178V177H64ZM73 179H74V177H72ZM80 178V177H79ZM91 178V179H90ZM104 178L107 180L106 182H105V180H104ZM139 178V177H138ZM8 179V178H7ZM25 179V180H26ZM37 179V178H36ZM53 179H55V178H53ZM58 179V178H57ZM72 179V180H73ZM136 179V178H135ZM21 180V182L24 180L23 178L22 179H20ZM24 180V181H25ZM39 180V179H38ZM48 180V179H47ZM95 180L97 181L98 180V184H103L102 186H108V188H104V189H106V191H105V197L103 198V196H102V198L100 197V200L102 199V203H103V205H105L106 207H104L103 206V208H102V206H101V208L102 209H100L99 210V212L100 213H96L95 212V208L93 207V206H96L99 202H100V200L99 199H96V196H98V194L96 195V196H94L96 193H98L99 191H96L97 189H96V184H97V182H95ZM151 180H147V182H146V184L150 181L151 182ZM176 180V179H175ZM189 180V179H188ZM196 180L197 179H195V182H196ZM9 181V180H8ZM18 181V180H17ZM45 181V180H44ZM66 181V180H65ZM68 181V180H67ZM92 181H94V182H92ZM99 181H103L104 183H101V182H99ZM185 181V180H184ZM11 182V181H10ZM15 182H13V183H15ZM20 181H18V183H19ZM59 182V181H58ZM145 182H144V185H146L145 184ZM150 182H149V185H150ZM152 182H151V185H153L152 184ZM168 182V181H167ZM168 182V183H169ZM179 182V183H178ZM28 183V182H27ZM48 183H50V182H48ZM181 183H183V182H181ZM186 183V182H185ZM9 185H10V183H8ZM45 184V183H44ZM194 184V183H193ZM200 184H198V185H200ZM203 184V185H204ZM12 185V184H11ZM10 185V186H11ZM30 185V184H29ZM73 185V184H72ZM148 185V184H147ZM146 185V186H147ZM175 186V187H172V186ZM189 185V184H188ZM187 185V187H189ZM196 185H197V183H196ZM12 186H14V184L12 185ZM27 186V185H26ZM58 186V185H57ZM71 186V185H70ZM156 185H154L153 187H155ZM182 186H184V185H182ZM192 186V185H191ZM190 186V187H191ZM23 187H25V186H23ZM63 187V186H62ZM136 187H138V189H136ZM144 186H142L141 187V189L143 188ZM148 187H151V186H148ZM148 187L146 188V189H148ZM152 187V188H153ZM157 187V186H156ZM155 187V188H156ZM158 187H159V184H158ZM185 187H186V185H185ZM198 187V186H197ZM14 188H16L17 189V187H14ZM200 188V187H199ZM203 188V187H202ZM13 189V188H12ZM31 189H33V188H30V190L29 189H25L24 188V191H23V193L24 192H28V191H31ZM67 189V188H66ZM69 189V188H68ZM146 189H145V191H146ZM180 189H181V191H180ZM185 189H187V188H185ZM190 189V188H189ZM193 189V188H192ZM13 190H15V189H13ZM143 190H144V188H143ZM142 190V191H143ZM150 190V189H149ZM11 191V190H10ZM9 191V192H10ZM59 191V190H58ZM101 191V190H100ZM129 191H130V195H132L133 197L131 198V199H133V201H131L130 199H128V200H130V201H125L126 202V207H124L125 206V204L121 201V200H123L124 199V197L126 196V194H128L129 193ZM142 191H140L141 193H143ZM153 192H154V190H152ZM156 191V190H155ZM158 191V190H157ZM156 191V192H157ZM21 192V191H20ZM61 192V191H60ZM65 192H67V190H65ZM64 192V193H65ZM72 192H73V190H72ZM104 192V191H103ZM248 192V193H247ZM68 193H69V191H68ZM74 193V192H73ZM160 193L162 194V195H160ZM237 193V194H236ZM58 194V193H57ZM67 194V193H66ZM224 194V195H223ZM48 195V194H47ZM52 195V194H51ZM55 195V194H54ZM69 195V194H68ZM142 195V196H143ZM156 195V194H155ZM228 195H232V196H229L230 198H232V201H234V202H231L230 204H228V203H226L225 205L223 204V203H225L226 201H224V200H227L226 199V197L228 196ZM20 196V195H19ZM50 196V195H49ZM73 196V197H72ZM91 196L94 198V199H91ZM220 196H222V197H220ZM23 197H25V196H23ZM27 197V196H26ZM58 197V196H57ZM58 197V198H59ZM127 197L128 196H126V199L125 200H127ZM130 197V196H129ZM162 197V201H163V203L161 202V204L160 203H158L159 201H158V198L160 199ZM213 197L214 198H217L218 199V197H220L221 199H224V200H221L220 199V204H219V202L217 201V203H215V201H214V203L215 204H217V205H215V204H213V201L212 200H214L213 199ZM139 198V199H138ZM143 198V197H142ZM165 198H168L169 200V203L171 204H169L168 202V204H165L166 202V200H165ZM244 198H246V199H244ZM28 199V198H27ZM50 199V198H49ZM96 199V200H95ZM117 199H118V201H117ZM164 199V200H163ZM54 200V199H53ZM99 200V201H98ZM138 200H141L140 202H142V200L143 201H149L150 203H151V206L150 207H153L152 206V204L153 205H155L154 206V214L152 215V216H150L149 218L151 219V221L149 222V224H147L146 223V221H148V219H147V217H145L144 218V216H143V218H140V220L139 221H136L135 223H136V228H134V229H132L131 228V225H133L134 224V222H133V220L135 219L134 218V216L132 215V208L135 206V208L138 210V208H140V207H136V206H138ZM247 200V201H246ZM56 202L58 201V200H55ZM222 201H224V202H222ZM228 201V200H227ZM229 201H231V200H229ZM40 202H42V201H40ZM122 202V204L124 205L123 207L120 205V203ZM212 202V203H211ZM49 203H50V201H49ZM115 204V203H117L116 205H114L116 208H117V214H115L116 212V208L115 207H113L112 205H110V204ZM146 203V202H145ZM150 203H148L149 205H150ZM100 204V203H99ZM99 204H98V206H99ZM109 204V205H108ZM142 204H143V202H142ZM141 203H140V205H142ZM158 204H160V205H158ZM32 205V204H31ZM43 205H45V204H43ZM107 205H108V207H107ZM120 205V206H119ZM226 205H228V206H230L231 207V209H232V213L231 214H228L227 212L228 211H230V210H227V209H230V208H227L226 209ZM51 206V205H50ZM227 206V207H228ZM110 207H111V210H112V208H113V210L112 211H114V208H115V211L114 212H112L111 210H110ZM100 208V207H99ZM118 208H119V210H118ZM130 208H131V213L129 212L130 211ZM134 208V209H135ZM144 208V207H143ZM11 209V208H10ZM51 209V208H50ZM63 209V208H62ZM94 209V210H93ZM126 209V210H125ZM135 209V211H137ZM48 210V209H47ZM70 210V211H69ZM120 210L122 211L123 210V212H122V214H124V215H122L121 213H120ZM144 210V209H143ZM148 210V209H147ZM152 210V211H153ZM28 211H29V209H28ZM111 211V215L113 216V217H111L110 216V214H109V212ZM119 211V212H118ZM151 211V210H150ZM9 212V214L8 213H6V214H8V215H10V211H8ZM143 212V211H142ZM155 212H156V214H155ZM231 212V211H230ZM229 212V213H230ZM118 213H120L119 215H118ZM139 213V212H138ZM226 213V214H225ZM114 214V215H113ZM208 214V215H207ZM232 214H235L234 216L232 215ZM108 215L110 216V217H108ZM142 215H143V213H142ZM142 215H140V216H142ZM180 215V214H179ZM183 215V216H184ZM118 216H120L119 218H117ZM121 216H123V218L121 217ZM182 216V215H181ZM182 216V217H183ZM1 217H3V216H1ZM59 217H60V219H59ZM115 217H116V220H114L113 221V219H115ZM8 218H9V216H8ZM108 218H109V220H108ZM110 218H113V219H110ZM174 218V217H173ZM180 218V217H179ZM5 219V218H4ZM7 219V218H6ZM51 219V220H50ZM117 219H119V220H117ZM15 220V221H14ZM105 220L107 221V222H105ZM167 220H169V219H167ZM176 220V219H175ZM182 220V219H181ZM209 220V221H210ZM213 220L211 221V223L213 222ZM243 220H241V221H243ZM4 221V220H3ZM102 221H104L103 223H102ZM166 221V220H165ZM182 221H184V220H182ZM181 221V222H182ZM188 221H186V222H188ZM209 221H208V223H209ZM5 222H7V221H5ZM140 222H142V226L140 225V226H138L139 225V223ZM178 222V221H177ZM188 222V223H189ZM122 225H121V224ZM167 223H169V221H167ZM166 223V224H167ZM188 223H186V226L188 227V226H190V224H188ZM205 223V222H204ZM241 223V222H240ZM239 223V224H240ZM113 224H115V226L113 225ZM155 223H153V225H154ZM162 224V223H161ZM165 224V225H166ZM171 224H173V223H171ZM180 224V223H179ZM200 224V223H199ZM245 223H241V226H239L238 228H236L235 230L239 233V235H241V234H243V233H245V232H247L246 231V228L248 229V227H250L249 225H244ZM114 226L115 228H118V225H120V226H122V227H120V229H122V230H126V231H128L127 233H124L125 234V236L126 235H129V238H127L128 240H126L125 238L127 237H125V238H122V237H124L123 235L124 234H122V235H116V233H117V231L119 230H117L116 231V229L114 230V227H111V226ZM116 225H117V227H116ZM152 225V226H153ZM156 225V224H155ZM174 226L176 225V224H173ZM192 225H191V227H192ZM211 225V224H210ZM262 225V224H261ZM59 226V225H58ZM126 226V227H125ZM158 226V225H157ZM161 226V225H160ZM177 226H180V225H177ZM213 226V225H212ZM214 226V227H215ZM216 226V227H217ZM221 226V227H222ZM54 227H57V225H55ZM125 227V228H124ZM167 227V226H166ZM186 227V228H187ZM193 227H195V226H193ZM201 227V226H200ZM199 227V228H200ZM203 227V226H202ZM209 228L211 227V226H208ZM215 227V228H216ZM60 228V227H59ZM63 228V227H62ZM113 228V229H112ZM149 228V229H148ZM154 228V227H153ZM158 228V227H157ZM213 228V227H212ZM214 228V229H215ZM58 229V228H57ZM67 229V230H68ZM94 229H95V231H94ZM97 229V230H96ZM105 229H106V232H105ZM156 229V228H155ZM191 228H188V230H190ZM217 229V228H216ZM67 230H66V232H67ZM149 230V232L148 233H150V235H149V237H151V238H149V237H147L146 235H144V233L145 232H147ZM200 230V229H199ZM198 230V231H199ZM205 230H206V228H205ZM59 231V230H58ZM69 231V230H68ZM93 231L94 232H96V233H93ZM169 231V230H168ZM177 231V230H176ZM62 232V231H61ZM89 232H91V233H89ZM119 232V231H118ZM121 233H122V231H120ZM125 232V231H124ZM206 232V231H205ZM204 232V234L206 235V233ZM210 232V231H209ZM213 232V231H212ZM215 232V231H214ZM158 233V232H157ZM168 234H169V232H167ZM185 233V232H184ZM191 233V232H190ZM197 233V232H196ZM211 233V232H210ZM61 234H64V233H61ZM77 234V233H76ZM93 234H94V236H93ZM139 234H142L141 236H143L142 238L143 239H145V237H146V240H143L142 238V240L140 239V238H138V237H141V236H139ZM167 234V235H168ZM192 234V233H191ZM201 234H202V230H201ZM212 234V233H211ZM67 236H69L68 234H66ZM89 235V236H88ZM92 237H94V238H90L91 236ZM188 235V234H187ZM259 235V234H258ZM261 235H262V233H261ZM14 236H16V237H14ZM20 236H22V237H20ZM78 236H79V234H78ZM156 237H157V234L155 235ZM162 236H163V234H162ZM165 236V235H164ZM171 236V235H170ZM185 236V235H184ZM193 236V235H192ZM215 236V235H214ZM260 236V235H259ZM263 236L264 235H262V236H260V238L259 239H261V237H262V239H263ZM119 237H121V238H119ZM134 237H135V239H134ZM136 237L138 238V239H140V241H142V242H138V239L136 240ZM172 237V236H171ZM177 237V236H176ZM194 237V236H193ZM15 238V239H14ZM118 238H119V241H117V242H119V243H121L120 245H117L116 243H114V240H118ZM148 238V239H147ZM159 238V237H158ZM168 238V237H167ZM253 238H254V236H253ZM126 240L127 242L125 243L124 242V240ZM157 239V238H156ZM169 239H171L172 240V238H169ZM169 239H165L166 241H168V242H173L172 244H174V246L173 245H171L170 243V247H172L173 249V251L174 250H176V252L178 253V251H181V248H180V246H181V244H177V243H174V241H170ZM174 239V238H173ZM189 239V238H188ZM193 239V238H192ZM251 240L250 241H252L253 242V240H256V237H255V239H253L252 240V238H250ZM259 239H258V237H257V241H259ZM261 239V240H262ZM152 240H153V238H152ZM160 240V239H159ZM177 240V239H176ZM203 240V239H202ZM261 240H260V243H261ZM78 241H80V242H78ZM91 241H89V242H91ZM156 241V240H155ZM165 241V242H166ZM189 241V240H188ZM248 241V240H247ZM246 242V244L244 243V245L243 246H240L239 248H243V249H245V248H247L248 246H253L252 244L254 243H252L251 244V242ZM257 241H255V243L257 242ZM88 242V243H89ZM110 242H112L111 244H116V245H114V246H110L111 248H113V249H110V247L107 245V243L109 244ZM143 242H145V243H143ZM152 242V241H151ZM154 242V241H153ZM187 242V241H186ZM204 242V241H203ZM203 242H201V244L203 243ZM86 243V242H85ZM142 243L144 244V245H142ZM155 243V242H154ZM162 243V242H161ZM223 243V242H222ZM262 243H264V242H262ZM63 244V243H62ZM84 244V243H83ZM91 245H92V243H90ZM89 244V246H91ZM183 244V243H182ZM199 244V243H198ZM258 244H259V242H258ZM110 245V244H109ZM142 245V246H141ZM197 245V244H196ZM205 245V244H204ZM255 245H257V244H255ZM16 246V247H15ZM33 246V247H34ZM84 246V245H83ZM82 246V247H83ZM87 246H88V244H87ZM86 246V244H85V248L87 247ZM124 246V247H123ZM258 246V245H257ZM256 246V247H257ZM264 246V245H263ZM13 247H15L14 248V250H12V248ZM33 247H32V250H33ZM37 247V249H39ZM81 248L80 249V252L79 251H76L75 250V253L77 254V255H75V253L73 252L72 253V255H74V259H73V257H71L73 260H75V259H77L78 257L80 258V260L81 261H83L84 259H81L82 257L83 258H86L85 256H86V254H88V255H90L89 253H93V251L91 250L92 248L91 247H87V249H90V250H87V249H85V248ZM93 247V246H92ZM183 247V246H182ZM20 248V247H19ZM25 248V247H24ZM29 248V247H28ZM27 248V249H28ZM42 248V247H41ZM63 248V249H64ZM238 248V250L240 251L241 249H239ZM21 249V248H20ZM55 249V248H54ZM82 249H85V251L84 252H82ZM180 249V250H179ZM259 249V248H258ZM87 250V251H86ZM94 250V251H95ZM110 250V251H109ZM160 250H166V251H168V250H170L171 251V248H169V246L168 247H165V248H161ZM30 251V250H29ZM89 251H92V252H89ZM146 251V253L147 252H149V251H152V253L150 252V254H152V255H150L149 253H147V255L146 254H144V252ZM182 251H184V250H182ZM68 252V251H67ZM87 252H89V253H87ZM220 252H222V251H220ZM224 252H225V250H224ZM223 252V253H224ZM23 253V252H22ZM63 253V252H62ZM69 253H71V252H69ZM79 253V254H78ZM113 253H116V252H114L113 251ZM167 253V252H166ZM180 253V252H179ZM182 253V252H181ZM226 253V252H225ZM223 254L222 256L224 257H226V254ZM0 254H2V252H0ZM19 254V253H18ZM21 254V253H20ZM150 256H149V255ZM163 254V253H162ZM172 254V253H171ZM216 254V253H215ZM221 254V253H220ZM219 254V255H220ZM26 255V254H25ZM44 255V254H43ZM50 255V254H49ZM63 255V254H62ZM78 255H80V256H78ZM94 255H95V257H96V254L94 253ZM117 255V254H116ZM219 255H217L218 257H219ZM48 256V255H47ZM76 256H78V257H76ZM99 256H98V258H99ZM227 256H228V252H227ZM57 257H59V256H57ZM69 257V258H70ZM88 257H91L90 259H88ZM87 257V260L89 261V260H91L92 259V257L93 256H88ZM218 257H214L213 256V258H209L208 260H210V261H203V262H198V263H200V264H220L219 262L221 261V260H219L218 259ZM230 257V256H229ZM262 257H264V248H262V250L260 251V252H255V253H253V254H251V255H249V257H247L246 258V261H254L256 258H262ZM22 258V257H21ZM27 258V257H26ZM25 258V259H26ZM29 258V257H28ZM36 258H38V259H36V263H38L39 264V262L38 261H42V260H39V256L38 257H36ZM43 258V257H42ZM44 258H45V256H44ZM48 258V257H47ZM52 258H54V257H52ZM55 258H56V256H55ZM61 258V257H60ZM70 258V259H71ZM78 258V259H79ZM98 258H97V261H100V259H101V257H100V259L98 260ZM19 259V258H18ZM30 259V258H29ZM51 259V258H50ZM70 259L68 260V259H66V264H77L76 262H74V261H70ZM103 259H102V262H104L103 261ZM221 259V258H220ZM263 259V258H262ZM28 260V259H27ZM35 260V259H34ZM95 260V259H94ZM94 260H92V261H89V262H91L92 264L94 263H96L97 261H95L94 262ZM110 260H111V258H110ZM219 260V261H218ZM264 260V259H263ZM4 261V260H3ZM21 261V260H20ZM44 261V260H43ZM75 261H77V260H75ZM81 261H78V262H81ZM84 261H86V260H84ZM83 261V262H84ZM109 261V260H108ZM108 261H106V262H108ZM243 261H245V260H243ZM15 262V261H14ZM29 262H30V260H29ZM34 262V261H33ZM32 262V263H33ZM48 262H49V260H48ZM64 262V261H63ZM62 262V263H63ZM110 262V261H109ZM112 262V261H111ZM114 262V261H113ZM115 262V263H116ZM227 262V261H226ZM41 263V262H40ZM45 263V262H44ZM56 263H58V262H56ZM99 264H100V262H98ZM105 263V262H104ZM119 263V264H120ZM198 263H196V264H198ZM243 263V262H242ZM244 263H246V262H244ZM17 264V263H16ZM26 264V263H25ZM52 264V263H51ZM80 264V263H79ZM82 264H85V262L84 263H82ZM117 264V263H116ZM259 264V263H258ZM262 264H264V261L262 262Z\"/></svg>",
	"mask_w": 264,
	"mask_h": 264
},
{
	"label": "rangeland",
	"instance_id": "2",
	"mask_svg": "<svg viewBox=\"0 0 264 264\" xmlns=\"http://www.w3.org/2000/svg\"><path fill=\"white\" fill-rule=\"evenodd\" d=\"M19 1V2H18ZM27 1V2H26ZM79 1V2H78ZM81 1V2H80ZM101 1V2H100ZM132 1V2H131ZM134 1H135V3L137 4V3H139V4H141V6L143 7V5H145L146 3H148V4H146L144 7H143V9L141 8V6H137L136 4H133L134 3ZM141 1V2H140ZM151 1V0H150ZM158 1H160V0H158ZM170 2V5L172 4L171 2H172V0H162V1H160V3H158V5H162V7H165V6H167L166 8H162V7H159L158 5L157 6H154V9L153 8H149V3H151V2H149V1H147V0H129V2H128V0H0V48H2V49H4L3 51H5V52H10V53H8L9 55L7 56V54L6 55H4V56H6V59H3L4 61V63H9V62H11V60H10V57H12L13 58V55L14 56H16V54H18L17 52H19V53H21V58L19 59V61L21 62V61H23V56H24V59H27V61H31V62H29V64L28 65H30L31 67L29 68L28 66V68L27 69H29V70H26V72H24L23 71V73L24 74H22V73H20V76H18L17 77V73L20 71V69L18 68V67H21V68H24V67H22L21 65H23V63L21 64L19 61L16 63V64H12L11 65V67H8V69L6 68V67H4V66H0V69H1V67H2V69H4V71H2V69L0 70V78L1 77H3L2 75H4V78L3 79H0V82L2 83H5L6 84V87H4V86H2V85H5V84H3L2 83V85H1V87H3L2 89H1V87H0V92H2V90H6L8 87H9V85L12 87V84H13V86L15 85V86H18V85H22V87H20V88H22V89H25V88H30L31 86H33L34 88L33 89H37L36 91H37V95H39V96H42V97H44L43 95H45V97H50V95H51V92H56V90H58V89H60V85H61V87L63 86L62 84H64V86L63 87H65L66 86V91H67V89H69L70 90V92L68 93V92H66L65 90H61V91H59L60 92V96L59 95H57L56 97V99H58L57 100V105H59V106H57V105H54L55 106V108H54V106H53V108H52V110H53V112L52 111H50L49 110V113H50V115H53V117L54 118H52V119H54V120H56V119H59L60 117L62 118V117H65V115H71V117H72V115H74L75 116V118L77 119V122L76 123H79V120L81 119V121H80V123L78 124V125H80L81 126V122L82 123H84L85 121H89V119H91L92 118V120H90V121H92V122H94L95 121V123H96V125H94V124H92V125H94V126H96V129H95V127L94 128H92V127H90V125H91V123L92 122H90L88 125H87V122H85L86 124H85V126H88V127H90V129L92 128L93 130H92V132L90 131H88L87 133H86V135L87 136H90V137H88V138H91L92 140H94V141H92V144H93V148L92 147H90V146H87L88 144H87V141H85V140H81V142L80 141H78V139L76 140V137H72V138H70V139H67L66 138V136H65V130H66V125L65 124H67L68 126L67 127H69V123L70 122H68V120H70V119H74V117H72V118H70V119H67L66 121L67 122H65L64 120H63V118L60 120V121H62V126L63 125H65V126H63V128H64V130H61L62 132H58V131H56L55 129V131L54 130H49L50 132H52L56 137H54L55 138V140L57 139V140H59V141H57L58 143L57 144H59V146L57 145V148L59 147V150L57 149V150H53L52 148V151H51V149H50V147L49 148H47L48 150L46 151V154H45V156L43 157V155L40 153V151H42V150H40V149H38V148H36V147H34V146H38V147H40V146H42V144L44 143L45 144V142L44 141H46V138H47V136H44V134L46 135L48 132H46L51 126H52V124L55 122L54 120H53V122H52V120H51V122L48 120V123H46L47 125H49V128H48V126L46 125L45 126V120H42V119H44V117H42L41 119H38L39 121H37V120H32V119H26L25 118V120L24 119H21L20 118V116L22 115V112H20V109L21 108H19V107H17L16 109H8V108H6L5 106H4V104H3V108L1 109L0 108V111H2V112H4V113H1L0 112V121H3V122H0V124H1V126H0V135L1 134H3V135H5L4 136V139L5 140H3V137H0V160H2V159H4V163L3 162H0L1 163V165H0V220L2 219V221H1V224L3 223L4 225H6V224H10V221H8V220H10V217H11V215H12V213H14V216L13 217H15V215L17 214H22V213H25L26 211L27 212H30V210H33L34 208L36 209V213L38 214V213H41V211H42V213L44 212L42 209L44 208V210H46V212L47 213H49V212H53V213H55V212H60V210L61 211H66L65 209H67V206H66V208H65V204L63 203L64 201V199L62 200V197L60 196L59 197V194L61 193H63V197L65 198V199H67L68 197L67 196H69V197H71V195H70V190H71V194H73V196H74V194L76 193V196H78L77 195V192L79 193V191H80V193L81 192H83V191H81V190H79V189H75L73 186L75 185V183H73V181H75L76 182V180H77V182L79 181H82V179L81 178H83V180H85L84 179V177H83V174H80V173H82L81 172V170H82V168H83V166H87V162L85 161L86 160V158H88L89 156H91V154H90V152L92 151H100L102 148H104L105 150L104 151H106V152H112L113 151V149H114V153L112 152L111 154L110 153H108L111 157H113L114 159H117L116 161H121V158H122V161H123V159H126L127 157H129V156H131V157H133L134 158V160L136 161L135 163H137V164H139V165H135L134 166V168H133V170L134 171H136L137 173H139V174H132V172H133V170H131L132 172L131 173H128V175L130 174V175H132V177L129 175L128 176V178H130L131 180H133V181H140L141 183H140V185L142 184V186H144L143 188H144V190H143V188L141 189V187L142 186H139V188H140V190H137V191H139L138 193H140V194H144V193H147V190H148V192H150L149 193V196L150 197H152L153 195L151 194V192L154 194V196L153 197H157L159 194H158V192L160 191V184L162 185V180H159L158 182V184H159V187H158V184L155 182L154 183V181L152 182V180L150 179V176L152 177L154 174H158L159 173V171H158V169L160 170V169H162V168H164L163 170H165V169H168L169 170V172L171 173V171L172 170H174V171H172V175H170V179L169 180H167L168 182L169 181H171V179H172V181H173V183H174V185H176L175 183H176V181H178V179L176 178V174H175V172L176 171H178L179 169H178V167L176 168L177 170H175V169H172V167H170L168 164V162H167V156L163 153V155L162 154H160V153H162L163 152V149H164V152L167 150V149H169L168 147H163L165 144H167L166 142H168L169 144H171V141H168V139L166 138V135L165 134H163V132H161V134H159L160 132L159 131H157V130H159L157 127L156 128H153L154 130L153 131H151V129H149L147 132L148 133H145L144 131L146 130H144V128L142 129V124H139L138 123V125H140L138 128H135V130L134 129H132V127H137V123L135 124V123H133L132 122V120H129V122L131 121V123H129L128 121H127V119L126 118H128L129 116H125L122 112V110H120V112L121 113H119L120 115L121 114H123V116L121 115H118L117 114V112H114L115 114H113V115H117V116H120V117H117V118H121L122 120L121 121H119L120 119H117L116 118V120H115V118H114V120H112V118L109 116V115H112V113L113 112H111V114L109 113V112H106L105 111V109L108 107L109 109L110 108H112V107H109V106H107V107H104L103 106V104L104 103H106V102H108V104L110 105V106H113V105H117V106H119V107H121V109H124L125 108V106H124V103L122 104V102H119L120 104H122V105H120V104H118V103H116V102H113V101H115V100H106L113 92H111V94L109 95V96H107L106 97V99H105V95H104V97H103V93L101 94V91L99 90V89H97L96 90V88H95V86L97 85V83H99V82H101V80H105V79H107V80H105V82L107 83L108 82V84H110V87L111 86H114L115 85V87H116V89H120V90H122V95H124V93H127L128 95H129V92H130V94H136V93H138L139 91H143V94H141L140 92V94H138V95H141V96H143V95H147V94H149L150 92H149V90H152L151 91V95L153 94H155L156 92L158 93V94H156V95H158L159 97H158V99H157V96L156 97H154L153 95V98H155V99H157V100H159V98H160V100H161V105L166 109V108H170V104H172V105H174V103H172V102H175V100L176 101H178V100H182V103L180 104L181 106H179V107H177V109H181V107L183 106V102L185 101V102H187L186 103V112H190L189 114L190 115H192V117L195 115H198V118L200 119V120H208V118L209 117H207V115H211V114H209V113H212L213 114V111H211V109L213 110V109H216L217 108V105H215L216 103L214 102V100H213V98L209 95V96H207L206 97V99H207V101H205L206 99H204V101L206 102L205 104V106L204 105H199V103L197 102V101H194L193 100V98H190L189 100H192V102L190 101H188V99L186 98V96H185V90L184 89H187V86L188 87H190V85L192 86V84H191V82H193V83H196V82H194L193 80H190V79H188V78H182L181 76H177L176 77V75H173V70L171 71V69L170 70H167V72H164L163 73V71H162V69H157L158 67H156V66H152V67H149L148 65H149V63L150 62H148L149 61V59H148V61H147V59L145 60V58L144 57H146V55H147V57L146 58H149L148 56H149V53L150 54H153L154 53V56L155 55H157V53H156V49L155 48H149V46H150V44L152 43L153 44V42H151L152 40H154L155 38H157L158 37V35H159V39L161 40V42H162V38L164 37L166 40H169V37H170V35H172L171 37H170V39L174 36V35H176V37L178 36L179 38H181V36H182V38L181 39H179L178 41H176L178 38H176V39H171V41L172 42H180L179 43V45L178 44H176V45H178V47H181V43H182V41H184L185 40V38H187V36H191L190 34L192 33V36H193V34L195 33V35L194 36H196V37H198L197 39L198 40H203V38H199V36H201V35H203L202 37H205V39H204V41H206V39H207V42L209 43V41L210 42H212L211 40H214L215 39V37L217 36V38L215 39L216 41L218 40H220V41H222V40H229L230 38V40H234L233 38H235L236 39V33H237V27H236V25L234 24V22L232 21V20H234V19H230L229 17H233V18H235V21L237 20V19H239V17L238 16H240V15H238L237 14V10H238V12L240 13L241 12V15L243 14V11H245L244 12V14H249V12L251 13V11H253L255 14L256 13H261L262 12V14H264L263 12H264V8L262 7L263 5H264V0L262 1V0H211V2H210V0H204L205 2H207L208 4H209V2H210V4H212V1L213 2H215V3H219V4H221V5H217L218 6V8H219V11L221 12V10L225 13V11H226V14H228V15H226L225 16V14L223 13V12H221V14H218V13H220L219 11L217 12V13H212L213 14V16L210 18V17H208V20L205 22V21H199V23H197L198 22V20L200 19H198V18H196V17H194V16H191V18L192 17H194V19L192 18H190L189 19V21L187 20V19H185V20H182V21H184L185 23L184 24H188V26L187 25H182V27H184V28H182L181 26H179L180 24H182L183 22H181V21H179V22H175L176 24L178 23V25H176V26H174V27H172V24L174 25L175 23H173L174 22V17H176V15L174 14H172V16H170L171 15V10H169L171 7H170V5H168L169 4V2ZM177 2V0H174V2ZM178 1H180V0H178ZM194 2H195V0H193ZM220 1H222V2H220ZM224 1V2H223ZM226 1H229L230 3H231V1H233V3H228V2H226ZM261 1V2H260ZM17 2V3H16ZM105 2V3H104ZM126 2V3H125ZM144 2H146L145 4H144ZM167 2V3H166ZM173 2V3H174ZM181 2V1H180ZM185 2L187 3V0H182V3H184L185 4ZM188 2H190V0L188 1ZM191 2H192V0H191ZM229 4V6H227V4ZM4 3V4H3ZM107 3H109V4H107ZM113 3V5H112V8H113V6L114 5H116V6H118V8L117 7H115V9H114V11L112 10V8H111V6H109L110 4H112ZM115 3V4H114ZM118 5H117V4ZM129 3H131L132 5V7H131V9H129L128 10V8L130 7L129 5ZM164 3V4H163ZM166 3V4H165ZM213 4L212 6H215L216 7V4ZM217 3V4H218ZM225 3V5H226V7H227V10H228V8L229 9H231L230 11H227V10H225L226 9V7H225V5L223 6V4ZM260 3H262V4H260ZM27 4V5H26ZM89 4V5H88ZM129 4V5H128ZM175 4V3H174ZM209 4V5H210ZM36 5V6H35ZM92 5V6H91ZM125 5V6H124ZM138 7V9L139 10H141V11H143L142 13H143V15L142 14H138V13H136L135 14V12H137V10L138 9H136V6ZM160 5V6H161ZM232 5H234V7L232 6ZM260 5V6H259ZM20 6V7H19ZM172 6H173V4H172ZM220 6V7H219ZM237 6V7H236ZM23 7V8H22ZM110 7V8H109ZM125 7V8H124ZM133 7H135V12H133L134 11V9H132ZM153 7V6H152ZM158 7V8H162L160 11H161V13L160 12H158L159 10L158 9H156V8ZM169 7V8H168ZM222 7V8H221ZM233 9H232V8ZM239 7V8H238ZM261 7V8H260ZM12 8V9H11ZM34 8H35V10H34ZM38 8V9H37ZM42 8V9H41ZM121 8V9H120ZM127 8V9H126ZM223 8H225V9H223ZM236 8H238V9H236ZM242 8H243V10H242ZM252 8V9H251ZM255 8H256V10H255ZM89 9V10H88ZM110 9V10H109ZM153 9V10H152ZM166 9V10H165ZM168 9V10H167ZM185 9V8H184ZM4 10V11H3ZM32 10V11H31ZM34 10V11H33ZM53 10V11H52ZM109 10V11H108ZM112 10V11H111ZM120 10V11H119ZM133 10V11H132ZM138 10V11H139ZM54 11L56 12V13H54ZM59 11V12H58ZM125 11V12H124ZM128 11H130V12H132V13H134V16L135 15H137L136 17H134L133 16V14H130V12L128 13ZM153 11V12H152ZM155 11H156V13H155ZM162 11H164V12H166V13H164V12H162ZM4 12V13H3ZM35 12H38V13H35ZM46 12V13H45ZM123 12H124V14L126 15H124L123 14ZM126 12H127V14H126ZM145 12H146V14H147V17L148 18H150L149 20H148V18L146 17V18H143V17H145L144 15H146L145 14ZM228 12V13H227ZM10 13V14H9ZM87 13V14H86ZM118 13V14H117ZM253 13V14H254ZM38 16H36V15ZM90 14V15H89ZM95 14V15H94ZM106 14V15H105ZM153 14L155 15V17L153 16ZM159 14V15H158ZM165 16H164V15ZM217 14V15H216ZM224 15V17H226V20L224 19V17H223V15ZM237 14V15H236ZM92 15V16H91ZM121 15H124L125 16V18H121ZM129 15V16H128ZM139 15V16H138ZM141 15V16H140ZM169 15V19H171L170 17H172V20H170L172 23L170 24V21H168V22H165V21H167V20H164V19H168L166 16H168ZM215 15V16H214ZM220 15V16H219ZM73 16V17H72ZM88 16V17H87ZM96 16H97V18H96ZM103 16H104V18H103ZM130 16H133V17H131L130 18ZM152 16V17H151ZM159 16L161 17V18H159ZM229 16V17H228ZM235 16H237V17H235ZM75 17V18H74ZM79 19H78V18ZM87 19H86V18ZM127 17V18H126ZM164 17V19H162ZM218 17H221V18H219L218 19ZM223 17V18H222ZM228 17V18H227ZM263 17V19H262V21H264V15L262 16ZM77 18V20H75ZM92 20H91V19ZM101 18V19H100ZM130 19L132 22H133V20H135V24H133L132 22H131V24L133 25V26H130V28H135V29H137V28H139L140 29V32H138L139 31V29H138V31L135 33L134 31H135V29L134 30H128V29H130V28H128L126 31L127 32H123V31H120V29H119V25H123V23L121 22L122 20L125 22V20L124 19ZM135 18V19H134ZM137 18H138V20H137ZM158 18V19H157ZM196 18V19H195ZM213 18H215L214 19V22L212 23V19ZM237 18V19H236ZM259 17H257V19H258ZM82 19V20H81ZM96 19H99L100 21L102 20V22H100L99 24H96V25H94L96 22H99V21H96ZM116 19V20H115ZM121 21H120V20ZM142 19H146V21L144 20H142ZM153 19V20H152ZM157 19V20H156ZM160 19H161V21H160ZM168 19V20H169ZM211 19V20H210ZM220 21V19L222 20L220 23L218 22V20ZM227 19L229 20V21H227ZM13 20V21H12ZM94 20V21H93ZM147 20H148V24H150L149 26H147L148 24H147ZM150 20H152V21H150ZM154 20H155V22H154ZM187 20V21H186ZM196 20V21H195ZM215 20H217V23H215L216 21ZM9 21H12V23L11 22H9ZM96 21V22H95ZM112 21V22H111ZM191 21V23L192 22H196L197 24H195V26H194V24L192 25L191 23H190V25H189V22ZM209 21H211V23L212 24H214V25H217V27L219 26V29H220V31L216 28V27H214V25L212 26L211 25V23H208ZM227 21V22H226ZM238 21V20H237ZM2 22V23H1ZM92 22V23H91ZM139 22V23H138ZM152 22V23H151ZM159 22V23H158ZM161 22V23H160ZM186 22H188V23H186ZM194 22V23H195ZM201 22H204L205 24H207L206 25V27L208 28V31L212 34V36H211V34L207 31V28L206 27H204L205 28V30H204V28H203V26H205L204 25V23L202 24ZM222 22H225L224 24L222 23ZM10 23V24H9ZM38 23V24H37ZM118 23V24H117ZM120 23V24H119ZM137 23V24H136ZM146 23V24H145ZM153 23H154V25H153ZM162 23H166V24H162ZM221 23L223 24L222 26H221ZM228 23V24H227ZM230 23V24H229ZM66 24V25H65ZM162 24V26L160 27V25ZM232 24H234V25H232ZM50 25V26H49ZM65 25V26H64ZM98 25V26H97ZM105 27H104V26ZM137 25V26H136ZM165 25H168V26H166L167 28L169 27V25H170V27H171V29L169 28V29H164V27H165ZM197 25H199V26H197ZM200 25H203V26H201L200 27ZM227 25V26H226ZM229 25H231V26H233L234 28H236L237 30L235 31L234 30V28L233 29H231V27H229ZM62 26V27H61ZM87 26V27H86ZM91 26L93 27V26H96V27H101V28H96V30L95 29H91V30H89L88 29V27L89 28H91ZM109 26H110V28H109ZM136 26V27H135ZM139 26V27H138ZM156 26H157V28H158V31H153V29L155 30L156 29ZM164 26V27H163ZM178 26V27H177ZM193 26V27H192ZM197 26V27H196ZM2 27H3V29H4V31L2 32ZM6 27V28H5ZM28 27V28H27ZM117 27V28H116ZM161 29H160V28ZM178 29H177V28ZM179 27L181 28V31H179ZM185 27H186V30L188 31H186V30H182V29H185ZM187 27H188V29H187ZM198 27H200V28H202L203 30H201L200 29V31L201 32H203L204 34H202L201 32V35L199 34V28ZM221 27V28H220ZM228 27H229V30H228ZM50 28H53V29H50ZM73 28V29H72ZM117 29V30H115V29ZM150 28V29H149ZM152 28V29H151ZM174 28V30L176 29L177 30V32H175L174 34L172 33V34H170V31H172V29ZM190 28V29H189ZM197 28V29H196ZM262 28H264V27H262ZM261 28V30H262V32H264V29H262ZM6 29V30H5ZM26 29V30H25ZM32 29V30H31ZM51 30V31H47V30ZM114 30V31H112V30ZM162 29H164V30H162ZM193 29V30H192ZM9 30V31H8ZM52 30H55V31H52ZM111 30V31H110ZM122 30V29H121ZM157 30V29H156ZM159 30H160V32H159ZM173 30V31H174ZM175 30V31H176ZM216 30H218V31H216ZM230 30H231V32H230ZM29 31V32H28ZM33 31V32H32ZM94 31V32H93ZM117 31V32H116ZM130 31V32H129ZM133 31V32H132ZM146 31V32H145ZM148 31V32H147ZM184 31V33H189V35H187V33L186 34H184V33H182ZM193 31H195V32H193ZM228 31V32H227ZM28 32V33H27ZM36 32V33H35ZM42 32H44V33H42ZM96 32H98V37H97V41L99 40V38H103L102 40H100V41H105V42H103V44H101L102 42H100V41H96V37L94 38L93 36H94V33L95 34H97ZM107 32H109V33H107ZM115 32H116V34H115ZM123 32V33H122ZM143 32V33H142ZM152 34H151V33ZM207 33V35H206V33ZM214 32V33H213ZM225 32H227V33H225ZM232 32H234V34L232 33ZM236 32V33H235ZM35 33V34H34ZM90 33V34H89ZM101 33V34H100ZM112 33V34H111ZM121 33V34H120ZM124 33H126V34H124ZM130 34L131 36H133V34H135L136 36H137V34H140L139 36H134V37H126V35L127 36H130V35H128V34ZM162 33V34H161ZM165 33H166V35H165ZM167 33H168V36H167ZM180 33V34H179ZM42 34V35H41ZM46 34H50V35H53V36H50V35H47L46 36V38H45V36L44 35H46ZM113 34H115V35H113ZM145 35V37L144 36H142V38H141V35ZM178 34V35H177ZM231 34V35H230ZM125 35V36H124ZM149 35V36H148ZM151 35V36H150ZM161 35H163L162 37H161ZM181 35V36H180ZM205 35V36H204ZM221 36V38H219L218 36ZM224 35V36H223ZM227 35V36H226ZM229 35V36H228ZM34 36V37H33ZM41 36V37H40ZM45 38V39H47V38H50V40H48L49 42H47L48 44H42V46L38 43L37 45H36V43H37V41H36V39H40L39 41H41L42 40V38L43 37ZM100 36V37H99ZM105 36V37H104ZM146 36H148V37H146ZM154 36H156V37H154ZM165 36H167V37H165ZM193 36V37H194ZM233 36H235V37H233ZM39 37V38H38ZM53 37V38H52ZM150 37V38H149ZM195 37V38H196ZM229 37V38H228ZM77 38V39H76ZM114 38V39H113ZM140 38H141V41H140ZM174 38V37H173ZM210 38V39H209ZM212 38V39H211ZM219 38V39H218ZM227 38V39H226ZM34 39V40H33ZM45 39H43V40H45ZM72 39V40H71ZM74 39V40H73ZM129 39V40H128ZM133 39H136V40H138V42L137 41H135V40H133ZM143 39V40H142ZM147 39V40H146ZM150 39V40H149ZM159 39H155L154 40V43H156V41L157 42H159V44H160V41H158ZM145 40V41H144ZM209 40V41H208ZM8 42V44H7V42ZM26 41V42H25ZM77 42V43H75V42ZM130 41V42H129ZM135 41V42H134ZM220 41H219V43H220ZM6 42V43H5ZM9 42H10V46H9ZM42 42V41H41ZM100 42V43H99ZM108 42V44L106 45L105 43H107ZM131 42H134L133 44H136L135 46H137L138 48H136L135 46H133V44L131 43ZM5 43V44H4ZM12 43V44H11ZM142 43V44H141ZM148 44V48L149 49H146L147 47H146V45ZM79 44V45H78ZM86 44V45H85ZM146 44V45H145ZM151 44V47H153L154 45H157V43L156 44H154V45H152ZM40 45V46H39ZM109 45V46H108ZM76 46V47H75ZM21 47V48H20ZM84 47V48H83ZM139 47H141V48H139ZM142 47H143V50H145V56L143 57V54L142 53H144V51H142ZM145 47V48H144ZM20 48V49H19ZM24 48V49H23ZM110 48V49H109ZM131 48V49H130ZM6 49V50H5ZM24 51H23V50ZM107 51H106V50ZM134 50V51H133ZM137 50L139 51V53H141V55H142V57L143 58H141L140 59V57H141V55L139 54V53H136L137 52ZM140 50L142 51V52H140ZM151 50V51H150ZM153 50L155 51V52H153ZM109 51V53H110V55H109V53H106V52H108ZM128 52V53H127ZM135 52V53H134ZM34 53V54H33ZM35 53H36V55H35ZM25 54V55H24ZM135 54V55H134ZM136 54H138V55H136ZM38 55V56H37ZM118 55V56H117ZM17 56H19V54L17 55ZM109 56H111V57H109ZM124 56V57H123ZM139 56V57H138ZM161 56V57H160ZM7 57H9V59L7 58ZM35 57H39V60L40 61H35V63L33 64L32 63V59L33 58H35ZM61 57V58H60ZM64 57V58H63ZM156 57H159L162 61L164 60L163 59V56L161 55V54H158V56H156ZM11 58V59H12ZM36 58V59H37ZM107 58L109 59V60H107ZM113 58V59H112ZM132 58V59H131ZM155 57H153L152 56V59H154ZM159 58H157V59H159ZM8 59V60H7ZM35 59V60H36ZM84 59V60H83ZM135 59V60H134ZM143 62V61H145V63H141V61ZM143 59V60H142ZM150 59H151V56H150ZM7 60V61H6ZM10 60V61H9ZM161 60H160V63H162L161 62ZM1 62H0V64L2 63V64H4L3 62H2V59L0 60ZM34 61V60H33ZM90 61V62H89ZM134 61H137V62H139V64H141V66H143V69H142V67H140V65H138V63L136 62V65L134 64ZM147 61V62H146ZM159 61V60H158ZM102 62V63H101ZM132 62V63H131ZM19 63V64H18ZM32 63V64H31ZM97 63V64H96ZM146 63H148V64H146ZM11 63H9L8 65H10ZM37 64V65H36ZM39 64V65H38ZM81 64V65H80ZM97 65L96 67L94 66V65ZM101 64V65H100ZM114 64V65H113ZM132 66H131V65ZM144 64V65H143ZM33 65H34V67H33ZM77 65V66H76ZM90 65H91V67H90ZM99 65L101 66V67H99ZM18 66V67H17ZM36 66V67H35ZM37 66H40L39 67V70H38V67ZM137 66H138V68H140V69H138L137 68ZM145 66H147V67H149V68H147V67H145ZM13 67H17V68H13ZM63 67V68H62ZM81 67V68H80ZM83 67V68H82ZM95 67V68H94ZM101 68V69H99V68ZM106 69H105V68ZM9 68H11L10 70L11 71H13L12 72V74L14 75V73H15V78L11 75V71L9 70ZM12 68H13V70H12ZM32 68L34 69V70H32ZM37 68V69H36ZM61 68V69H60ZM77 68H79L80 69V71L79 70H77ZM104 68V69H103ZM122 68V70H120ZM132 68V69H131ZM145 68H147V69H145ZM151 68V69H150ZM154 68V69H153ZM14 69H15V72H14ZM17 69V70H16ZM31 69V70H30ZM47 69V70H46ZM75 69V70H74ZM96 69H99V70H96ZM151 71H150V70ZM154 71H153V70ZM158 70V71H155V70ZM169 69V68H168ZM9 72H8V71ZM71 70H73V71H75L76 73L74 74V73H72V71ZM82 70H84V71H82ZM100 70H103V71H101V72H103V74H104V76L105 75H108V76H106L105 78L103 77V79H102V77L101 78H99L100 76H103L102 75V73L100 72ZM47 72L48 73V76L50 77V79L51 80H53L54 81V83H53V81L51 82L52 83V85L50 86V84H48L49 86H48V89L49 90H52V91H50V93H49V91L47 92V90H41V88H42V86H43V84H44V86H46L45 88H47V85L45 84V83H43V82H41V81H43V78H41L42 77V73H44V72ZM79 73H78V72ZM85 71H86V73H85ZM89 71V72H88ZM100 73H99V72ZM105 71V72H104ZM160 71V72H159ZM8 72V73H7ZM83 74H82V73ZM135 72H138L139 74H135ZM144 74H143V73ZM156 72H157V74H156ZM171 73V74H166V73ZM46 73V74H47ZM60 73V74H59ZM71 73H72V75H71ZM109 73V74H108ZM143 75H146V76H154L155 78H157V79H155L154 77V81H157V84H155V82L154 81H151V78L149 79H145V78H143L144 80H141L142 78H140V75H141V77L143 76ZM146 73V74H145ZM159 73V74H158ZM162 75H161V74ZM11 75L9 78H10V81H9V78L7 77V75ZM22 74V75H21ZM73 74H74V76H73ZM99 74H100V76H99ZM133 74V75H132ZM8 75V76H9ZM59 75H61V76H59ZM64 75V76H63ZM79 75V76H78ZM86 75V76H85ZM89 75V76H88ZM164 75V76H163ZM172 77H174V79H172V80H170V78H171V76ZM41 76V77H40ZM59 76V77H58ZM63 76V77H62ZM82 78H81V77ZM84 76V77H83ZM111 76V77H110ZM118 76V77H117ZM133 76V77H132ZM134 76H135V78H134ZM139 76V78H138V80L140 79V82L137 80V77ZM145 76V77H146ZM170 76V77H169ZM12 77V78H11ZM17 77V78H16ZM40 77V78H39ZM53 77V78H52ZM74 77H76V78H74ZM85 77H87V78H85ZM89 77L91 78V79H89ZM108 77H110V78H108ZM120 77V78H119ZM123 79H122V78ZM144 77V76H143ZM7 80H6V79ZM58 78V79H57ZM99 78V79H98ZM118 78V79H117ZM12 79V80H11ZM38 79L40 80V81H38ZM55 79V80H54ZM60 79H62V80H60ZM64 79V80H63ZM69 79H72L73 81H69ZM110 79V80H109ZM125 79V80H124ZM19 80V81H18ZM113 80V81H112ZM116 80V81H115ZM124 80V81H123ZM129 80V81H128ZM4 81H6V82H4ZM12 81V83H10ZM37 81H38V83H37ZM59 81H62L61 83L59 82ZM86 81V82H85ZM115 81V82H114ZM117 81H122V82H117ZM126 81V82H125ZM182 81V82H181ZM184 81H186L187 83H190L189 85H186V84H184ZM18 82H19V84H18ZM55 82L57 83V84H59L58 86H56L55 85ZM102 82H104V81H102ZM104 82V84H106ZM110 82V83H109ZM124 82V83H123ZM130 82V85H131V83L133 82V84H132V86L133 87H130L129 89L131 90V91H133L132 90V88H136L137 90H139L138 92H135L136 91V89H135V91H133V92H131V91H129L127 88L130 86H127L126 85V83L128 84ZM153 84H152V83ZM178 82V84L180 85H176V83ZM181 84H180V83ZM9 85H8V84ZM16 83V84H15ZM117 83V84H116ZM118 83H120V85H122V86H119V88H118ZM123 83V84H122ZM135 83V84H134ZM140 83V84H139ZM162 83V84H161ZM175 83V84H174ZM183 83V84H182ZM18 84V85H17ZM37 84V85H36ZM53 84H54V89L52 88L53 87ZM114 84V85H113ZM159 84V85H158ZM161 85V86H160ZM164 85H165V87H164ZM174 85H176V86H174ZM182 85H184V86H182ZM186 85V86H185ZM195 85V84H194ZM28 86H30V87H28ZM36 86V87H35ZM39 86V87H38ZM127 86V87H126ZM164 88H163V87ZM167 86V87H166ZM169 86V87H168ZM176 87L175 89H173V88H171L170 89V87ZM11 87H9V89L11 88ZM41 87V88H40ZM50 87V88H49ZM56 87H58V89L56 88ZM71 87V88H70ZM124 87L126 88V89H124ZM183 87H185V88H183ZM5 88V89H4ZM40 88V89H39ZM111 88H113V87H111ZM122 88V89H121ZM153 88V89H152ZM162 88L166 91V93H165V91L164 90H162ZM169 88V89H168ZM182 88V89H181ZM39 89V90H38ZM42 89H44V88H42ZM82 89V90H81ZM88 89H90V90H88ZM94 89V90H93ZM176 89H177V91H176ZM181 89V90H180ZM193 90L192 91H194L195 89L194 88H192ZM30 90H32V89H29V91ZM68 90V91H69ZM72 90V91H71ZM96 90V91H95ZM125 90H127V91H129V92H125ZM171 90V91H170ZM183 90V91H182ZM46 91V92H45ZM58 91H57V93H58ZM112 91V90H111ZM124 91V92H123ZM144 91H146L145 93H144ZM147 91H148V93H147ZM168 91V92H167ZM62 92V93H61ZM76 92V93H75ZM78 92V93H77ZM97 92L98 93V95L96 96L95 95V93ZM154 92V93H153ZM195 92V91H194ZM40 93H41V95H40ZM52 93V96H54L55 97V95L57 94H53ZM72 93V94H71ZM94 93V94H93ZM96 93V94H97ZM184 95H183V94ZM0 94H2V93H0ZM3 94H5V93H3ZM33 94V95H32ZM32 94H31V96H34V94H36V93H33V91H32ZM47 94V95H46ZM82 94H83V97H82ZM85 94V95H84ZM92 94H93V96L95 97V98H93V96H92ZM99 94H101V95H99ZM106 94V93H105ZM133 94V95H134ZM108 95V94H107ZM150 95V94H149ZM148 95V96H149ZM162 95V96H161ZM180 95H182L181 97H180ZM101 96L104 98V100H102L103 98H101ZM185 96V97H184ZM91 97V98H90ZM183 97V98H182ZM75 98V99H74ZM162 98V99H161ZM184 98H186L185 100H183ZM72 100V103L71 102H69V100ZM87 99V100H86ZM62 100V101H61ZM70 100V101H71ZM75 100V101H74ZM89 100H90V102H89ZM95 100V101H94ZM99 100V101H98ZM106 100V101H105ZM159 100V101H160ZM68 101V102H67ZM97 102V103H96ZM100 102V103H99ZM110 102H113L112 104H110ZM164 102V103H163ZM79 103V104H78ZM91 103V105L93 104V107L94 108H96L97 109V111H98V109H101V107L104 109H102V110H99L97 113H96V109H94V112H95V114L94 115H96L95 117L93 116V114H91V113H93V108L91 107V105H89ZM167 103V104H166ZM215 103V104H214ZM64 104V105H63ZM68 105V106H66V105ZM73 104V105H72ZM75 104V105H74ZM101 104V105H100ZM166 104V105H165ZM200 104H204V103H200ZM210 104H212V105H210ZM238 106H237V108L238 109H240V110H242V112H245V110L247 109V112L246 113H243V115H264V111L262 110V109H264L263 107H264V102H261V104L260 103H257V104H255L254 105V107H256V108H253V110H250L251 108H250V106H247V108H246V103H244V102H241L240 100H238V102L236 103ZM210 105V106H209ZM258 105V106H257ZM80 108H79V107ZM100 106V107H99ZM122 106H124L123 108H122ZM169 106V107H168ZM57 107H59V109L61 108V110L62 111H60V110H58L57 109ZM99 107V108H98ZM114 107V106H113ZM126 107H127V105H126ZM194 107V108H193ZM241 107H244V108H242L241 109ZM191 108V109H190ZM204 108H206V109H204ZM257 108H259V109H257ZM7 109L8 110H10V111H7ZM89 109L90 110H92V111H89ZM16 110H18V111H16ZM59 111V112H57V111ZM9 112V113H7V112ZM54 111H55V113H57L56 115L57 116H59V117H57L56 115H55V113H54ZM73 111V112H72ZM76 111V112H75ZM257 111V112H256ZM18 112H20L21 113V115H20V113H19V117H18ZM104 112V113H103ZM170 112L172 113V114H174V112L173 111H171L170 110ZM49 113H47L46 115H49ZM81 113V114H80ZM102 113H103V115L105 114V116H102ZM107 113H109V114H107ZM169 113V112H168ZM177 112L175 111V114H176ZM193 113V114H192ZM10 114L13 116H10ZM80 114V115H79ZM88 114V116L89 117H91V118H84V117H86V115ZM165 114H167V111L165 112ZM206 116H205V115ZM62 115H64V116H62ZM81 115H82V117H83V121H82V118H80L81 117ZM95 118V120H93L94 118L92 117V116ZM108 117H107V116ZM99 116V117H98ZM194 116V117H195ZM52 117V116H51ZM57 117V118H56ZM96 117H98V118H96ZM126 117V118H125ZM11 118V119H10ZM23 118V117H22ZM102 119V121H104L103 122V125H102V127L101 126H99V125H101L102 124V121H98V120H101ZM124 118V119H123ZM6 119V120H5ZM15 119H16V121H15ZM17 119H19V121L17 120ZM79 119V120H78ZM110 119V120H109ZM125 119H126V121H125ZM129 119H131V118H129ZM255 119H257V118H255ZM8 120V121H7ZM13 121V122H12ZM44 121V125L41 123V122H43ZM64 121V122H63ZM76 121V120H75ZM105 121H107L108 122V124H107V122L105 123ZM122 121H124L123 123H122ZM19 122V123H18ZM28 122V123H27ZM36 122V123H35ZM97 122H99V125L97 124ZM254 122V121H253ZM13 123V124H12ZM17 123H18V125H17ZM20 123L22 124V125H20ZM50 123H51V125H50ZM65 123V124H64ZM105 123V124H104ZM110 123H114L113 125L111 124L110 125ZM12 124V125H11ZM23 124H25V125H23ZM116 124V125H115ZM122 124V125H121ZM123 124H128V125H130V126H126V125H124V127H123ZM136 125V126H131V125ZM251 124V123H250ZM16 125V126H15ZM78 125H77V127L75 126V128H79L78 127ZM83 125V124H82ZM98 125V126H97ZM118 125V126H117ZM252 125H253V123H252ZM13 126H15V127H13ZM21 126V127H20ZM30 128H29V127ZM110 126V127H109ZM17 127H18V129L20 130H16L17 129ZM20 127V128H19ZM35 127H36V129H35ZM98 127V128H97ZM106 127H108V128H106ZM112 127V128H111ZM116 127H118V128H116ZM123 127V128H122ZM131 127V128H130ZM9 128V129H8ZM62 127L60 128V129H63ZM74 128V127H73ZM74 128V129H75ZM125 128V129H124ZM130 128V129H129ZM15 129V130H14ZM30 129V130H29ZM32 129V130H31ZM35 129V130H34ZM38 129H40V130H38ZM46 129V130H45ZM79 129H81V127L79 128ZM89 129V128H88ZM87 129V130H88ZM99 131H98V130ZM101 129V130H100ZM110 129H111V131H110ZM113 129H115V130H113ZM123 129V130H122ZM128 130V132H126L127 130ZM139 129H140V131H139ZM7 130H10L11 132H9V131H7ZM34 130V131H33ZM96 130L98 131V132H96ZM119 130V131H118ZM136 130H138V132H136ZM5 131H6V134H5ZM28 131V132H27ZM32 131V132H31ZM42 131V132H41ZM45 131V132H44ZM60 131V130H59ZM102 133H101V132ZM106 131V132H105ZM123 131V132H122ZM143 131V132H142ZM155 131V132H154ZM14 132V133H13ZM20 132V133H19ZM24 132V133H23ZM39 132H41V133H39ZM43 132H44V134H43ZM57 132V133H56ZM63 132H64V134H63ZM157 132H158V134H157ZM38 136V134H39V136L38 137H36V135ZM90 133H92V134H90ZM99 133V134H98ZM116 133V134H115ZM125 133V134H124ZM138 133V134H137ZM139 133H141V134H139ZM151 135H150V134ZM156 134L155 136H153V138L152 137H150V136H152V135H154V134ZM8 134V135H7ZM105 134H107V135H105ZM133 134V135H132ZM163 134V135H162ZM180 134H181V132H180ZM9 135L11 136V135H13V136H15L16 138V140L18 141V149L16 148H12L11 147V149L9 148L10 147V145H8V143L10 142V141H12V139L13 138H11V139H8L9 138ZM19 135H20V137H19ZM25 135V136H24ZM27 135V136H26ZM92 135H94V136H92ZM98 135V136H97ZM114 135V136H113ZM129 135V136H128ZM149 136L148 138H150V139H148L146 136ZM182 135V134H181ZM30 136V137H29ZM57 136H59L58 138H57ZM98 138H97V137ZM108 136V137H107ZM127 136V137H126ZM133 138H132V137ZM137 136V137H136ZM143 136H145V137H143ZM162 136L164 137V140H163V138H162ZM6 137V138H5ZM29 139H28V138ZM41 137H43V138H41ZM65 137V138H64ZM95 137V138H94ZM101 137V138H100ZM103 137V138H102ZM121 137V138H120ZM2 138V139H1ZM22 140H25V141H22ZM33 138V140L31 141V139ZM36 138H38V139H36ZM39 138H40V140H39ZM62 138V139H61ZM78 138V137H77ZM124 138V139H123ZM129 138V139H128ZM147 139V141L145 140H143V139ZM151 138L152 139H154V144H152L151 143V145L149 146V145H146L145 143H148L149 142V140H151ZM156 138L159 140H157V142H156V144H155V140H156ZM180 138V136H177L176 135V139L175 140H178ZM34 139H36V140H34ZM45 139V140H44ZM73 139V142L71 143V142H69V140H72ZM97 139V140H96ZM99 139V140H98ZM104 139V140H103ZM111 139H112V141H111ZM119 141H118V140ZM120 139H121V141H120ZM7 140H8V142H7ZM10 140V141H9ZM19 140H20V142H19ZM26 140L27 141H29V144L26 142ZM38 140V141H37ZM62 140H63V142H62ZM102 140V141H101ZM106 140H108V141H106ZM138 140V141H137ZM163 140V141H162ZM170 140V139H169ZM5 141H6V143H5ZM37 141V144L35 143ZM62 142V144H61V142ZM83 141V142H82ZM96 141V142H95ZM110 141V142H109ZM114 141H115V143H114ZM123 141H124V143H123ZM135 141V142H134ZM166 141V142H165ZM31 142H33V144L35 143L36 145H31L32 143ZM68 144V142H69V144H71V145H64V144H66V143ZM79 142V143H78ZM95 142V143H94ZM100 142H101V144H102V142H103V144H102V146H99L98 147V144H100ZM104 142L105 143H107V144H104ZM129 144H128V143ZM134 144H133V143ZM142 142H144V143H142ZM179 142H181V141H179ZM21 143V144H20ZM24 143H26V144H24ZM31 143V144H30ZM74 143V144H73ZM76 143V144H75ZM81 143V144H80ZM110 143V144H109ZM117 143V144H116ZM158 143V144H157ZM163 143V144H162ZM43 144V145H44ZM124 144V145H123ZM163 145V146H161V145ZM8 145V146H7ZM20 145V146H19ZM25 145L27 146V145H31L32 147H34L35 149H31V150H29L30 148H28V147H25ZM97 146L96 148H95V146ZM104 145V146H103ZM114 145V146H113ZM125 145H127V146H125ZM134 145V146H133ZM136 145V146H135ZM142 145H143V147H142ZM157 145V146H156ZM168 145V144H167ZM23 146L25 147V148H27V149H25V148H23ZM65 146V147H64ZM74 146V147H73ZM107 146H110V148H107ZM119 146H122V147H119ZM139 146V147H138ZM146 146H149L148 148H146ZM155 146V147H154ZM160 146V147H159ZM87 147H89V148H87ZM112 147H113V149H112ZM137 147V148H136ZM145 147V148H144ZM23 148V149H22ZM43 148V147H42ZM61 148L62 149H64L65 151H63V150H61ZM67 148V149H66ZM92 148V149H91ZM151 148H154V149H150ZM156 148V149H155ZM161 150H160V149ZM17 150V151H15V150ZM38 150V152H37V150ZM73 149V150H72ZM96 149V150H95ZM116 149V150H115ZM141 149H142V151H141ZM147 149H149V150H147ZM166 149V150H165ZM173 149V148H172ZM131 150V151H130ZM147 150V151H146ZM160 151V153H159V151ZM15 151V152H14ZM28 151V152H27ZM32 151V152H31ZM34 151V152H33ZM59 151V152H58ZM61 151V152H60ZM80 151V152H79ZM90 151V152H89ZM145 151V152H144ZM157 153H156V152ZM162 151V152H161ZM13 152H14V154H13ZM24 152V153H23ZM29 152H30V154H29ZM35 152H37L38 153V156L39 155H41V156H37V155H35L34 153ZM58 152V153H57ZM63 152V153H62ZM71 152V153H70ZM89 152V153H88ZM131 152V153H130ZM148 152V153H147ZM116 153V154H115ZM127 153V154H126ZM152 153V154H151ZM153 153H156V154H153ZM160 155H159V154ZM67 154V155H66ZM147 155V157H145L146 155ZM200 154V155H199ZM48 155V156H47ZM60 155V156H59ZM65 155V156H64ZM75 155V156H74ZM114 155H117V156H114ZM121 155V156H120ZM136 155H137V157H136ZM150 155L152 156V157H150ZM153 155H155V157L157 156V157H160V159H156ZM199 157H201L202 156V154L201 153H198L197 154ZM14 158H13V157ZM33 156H35V158L33 157ZM38 158H42V159H38ZM47 156V157H46ZM197 156V157H198ZM6 157V158H5ZM8 157V158H7ZM9 157H12L11 159L12 160H10V158ZM19 157V158H18ZM21 157V158H20ZM118 157H119V159H118ZM154 157V158H153ZM196 157V156H195ZM198 157V158H199ZM47 158V159H46ZM54 158V159H53ZM76 158V159H75ZM90 158V157H89ZM162 158V159H161ZM7 159V160H6ZM23 159V160H22ZM25 159V160H24ZM35 159V160H34ZM85 159V160H84ZM98 159V158H97ZM14 160V161H13ZM17 160V161H16ZM26 160H28V161H26ZM37 160H40V161H38V162H40V167H39V164H38V162L37 163H35ZM43 160L45 161V162H43ZM63 160V161H62ZM77 160H80L81 162H77ZM128 162L130 161L129 160V158L128 159H126ZM7 163H6V162ZM11 161V162H10ZM26 161V162H25ZM61 161V162H60ZM97 161V160H96ZM95 161V162H96ZM139 161V162H138ZM149 161V162H148ZM15 162V163H14ZM23 162H25V164L23 163ZM42 162V163H41ZM94 162V163H95ZM3 163V164H2ZM26 163H28V164H26ZM33 163V164H32ZM65 163V164H64ZM79 163H81V164H79ZM143 163V164H142ZM168 163V164H167ZM4 164H6V165H4ZM15 164V165H14ZM37 164V165H36ZM17 165V166H16ZM25 167H24V166ZM33 165V166H32ZM95 165H96V163H95ZM141 165V166H140ZM174 165V164H173ZM58 166V167H57ZM64 166V167H63ZM136 166H139L140 167V169L141 170H139V169H136L135 170V168H137ZM163 166V167H162ZM176 166H178V165H176ZM2 167V168H1ZM4 167H6V168H4ZM10 167V168H9ZM27 167H28V169L29 170H27ZM57 167V168H56ZM65 167H67V168H65ZM85 167H84V169H85ZM96 167V166H95ZM166 167V168H165ZM175 167V166H174ZM4 168V169H3ZM23 170H22V169ZM80 168H81V170H80ZM100 168V169H99ZM35 169V170H34ZM59 169V170H58ZM69 169H72V170H69ZM98 169L99 170H102V169H104V172H105V168L103 167H98ZM4 172H3V171ZM6 170V171H5ZM26 170V171H25ZM40 170V171H39ZM138 170H139V172H138ZM167 170V171H168ZM186 170V169H185ZM19 171V172H18ZM59 171V172H58ZM63 171H64V174H63ZM71 171H72V173H71ZM142 171V172H141ZM6 172V173H5ZM15 172H18V173H16V174H18V175H20V176H22V177H20V179H26L25 177L27 176V177H29V179L27 178L25 181L23 180L22 182H21V180L20 179H17L18 181H20L19 183H18V181L16 180V182H15V180L14 181H12V179H10L11 177L13 178V176H15ZM52 172V173H51ZM62 172V173H61ZM65 172H67V173H65ZM80 172V173H79ZM101 172H103V171H101ZM130 172V171H129ZM141 172V173H140ZM174 172V173H173ZM1 173H4L3 175H7V176H3ZM13 173V174H12ZM57 173V174H56ZM144 173V174H143ZM11 174V175H10ZM22 174V175H21ZM48 174H50L49 176H48ZM141 174V175H140ZM9 175V176H8ZM25 175V176H24ZM56 175V176H55ZM61 175V176H60ZM66 175V176H65ZM70 177H69V176ZM79 175H81V176H79ZM187 174H185L183 177L185 178V177H187V179L185 178V179H182V180H180L179 179V184L181 185H184V186H178V189L179 188H181L182 189V187H183V191L184 192H187V190H188V192L190 191V194H191V196H193V195H195L196 193H198V194H196V195H199V194H201V191L202 190H204V189H206V188H208V189H210L211 187H210V185H209V183L207 184L206 183V186H205V184L203 185V184H200V182L198 183L197 181L199 180L198 178H196L195 176H193V175H191V177H189L190 175H188V176H186ZM53 176V177H52ZM114 177H115V175H113ZM179 176V175H178ZM177 176V177H178ZM181 176V175H180ZM192 176H193V179L191 180V178H192ZM51 177V178H50ZM65 177V178H64ZM67 177H69V179L67 178ZM72 177H74V179L72 178ZM80 177V178H79ZM112 177V176H110L107 180H109V181H107L105 178H104V180H105V182L107 183V185H109V182L111 183V182H113L114 180H116L117 178L119 179V177ZM139 177V178H138ZM194 177H195V179H197L196 180V182H195V179H194ZM8 178V179H7ZM37 178V179H36ZM53 178H55V179H53ZM58 178V179H57ZM114 180H113V179ZM136 178V179H135ZM39 179V180H38ZM48 179V180H47ZM73 179V180H72ZM91 179V178H90ZM176 179V180H175ZM189 179V180H188ZM9 180V181H8ZM45 180V181H44ZM66 180V181H65ZM68 180V181H67ZM147 180H151V182H152V184L153 185H151V182H150V185H149V182L146 184V182H147ZM185 180V181H184ZM11 181V182H10ZM59 181V182H58ZM146 181V182H145ZM166 180H164L163 181V187H165L166 186V184L167 185H170V184H172V183H168ZM13 182H15V183H13ZM28 182V183H27ZM48 182H50V183H48ZM76 182V183H77ZM92 182H94V181H92ZM95 182H97V184H96V191H99L98 193H96L94 196H96L97 194H98V196H96V199H99L100 200V197L102 198V196H103V198L105 197V191H106V189H104V188H108V186H102L103 184H98V180L96 181L95 180ZM99 182H101V181H99ZM115 182H118V184L120 183L121 184V181H119V180H116ZM144 182H145V184L147 185H144ZM166 184H165V183ZM181 182H183V183H181ZM186 182V183H185ZM8 183H10V185L12 184H14V186H10ZM45 183V184H44ZM101 183H104L103 181L101 182ZM194 183V184H193ZM196 183H197V185H196ZM30 184V185H29ZM73 184V185H72ZM189 184V185H188ZM198 184H200V185H198ZM27 185V186H26ZM58 185V186H57ZM71 185V186H70ZM154 185H156L155 187H153ZM172 186V187H175V186ZM185 185H186V187H185ZM187 185L189 186V187H187ZM192 185V186H191ZM23 186H25V187H23ZM63 186V187H62ZM76 186H79V183H77V185ZM148 186H151V187H148ZM191 186V187H190ZM198 186V187H197ZM14 187H17V189L16 188H14ZM148 187V189H146ZM153 187V188H152ZM162 187V191L161 192H164V189L166 190V188H167V186H166V188H163ZM200 187V188H199ZM203 187V188H202ZM15 189V190H13V189ZM24 188L26 189H29L30 190V188H33V189H31V191H26V192H24L23 193V191H24ZM67 188V189H66ZM69 188V189H68ZM158 188H160V189H158ZM185 188H187V189H185ZM190 188V189H189ZM193 188V189H192ZM136 189H138V187H136ZM145 189H146V191H145ZM150 189V190H149ZM181 189H180V191H181ZM11 190V191H10ZM59 190V191H58ZM65 190H67V192H65ZM72 190H73V192H72ZM77 190V192H75ZM101 190V191H100ZM144 192H143V191ZM152 190H154V192L152 191ZM157 192H156V191ZM192 190H199L198 192H193ZM201 190V191H200ZM10 191V192H9ZM21 191V192H20ZM61 191V192H60ZM68 191H69V193H68ZM104 191V192H103ZM140 191H142L143 193H141ZM65 192V193H64ZM58 193V194H57ZM67 193V194H66ZM86 194V192H83V194H81L82 196H84L85 194ZM248 193V192H247ZM48 194V195H47ZM52 194V195H51ZM55 194V195H54ZM69 194V195H68ZM131 193H130V191H129V193L128 194H126V196H128L127 197V200H125L126 199V196L124 197V199L123 200H121L124 204H125V206L122 204V202L120 203V205L123 207H126L127 205H126V202L127 201H133V199H131L133 196L132 195H130ZM156 194V195H155ZM237 194V193H236ZM20 195V196H19ZM50 195V196H49ZM88 195V192H87V194H86V196ZM141 195V197H139V198H141V199H145V200H147L145 197H147V198H149V196H148V193L147 194H145V197H144V195L142 196ZM160 195H162L161 193H160ZM224 195V194H223ZM23 196H25V197H23ZM27 196V197H26ZM59 198H58V197ZM72 196V197H73ZM130 196V197H129ZM229 196H232V195H228L227 197H226V199L228 200H224V199H221L220 197H222V196H220V197H218V199L217 198H214L213 197V199L214 200H212L213 201V204H215V203H217V201L219 202L220 201V199L221 200H224V201H226L225 203H223L224 205L226 204V203H228V204H230L231 202H234V201H232V198H230ZM67 197V198H66ZM143 197V198H142ZM28 198V199H27ZM50 198V199H49ZM95 198V197H94ZM92 196H91V199H94ZM138 198V199H139ZM54 199V200H53ZM95 199V200H96ZM128 199H130V200H128ZM162 199V197L159 199L158 198V203H160L161 204V202L163 203V201L161 200ZM244 199H246V198H244ZM55 200H58L57 202L55 201ZM60 200H62L63 202L61 203V201ZM98 200V201H99ZM142 200V202H143V204H142V202H140L141 200H138V206H136V207H140V208H138V210L135 208V206L132 208V211H131V208H130V213L132 212V215L134 216V220H133V222H134V224L133 225H131V228L132 229H134V228H136V221H139L140 220V218H143V216H144V218L145 217H147V219H148V221H146V223L147 224H149V222L151 221V219L149 218L150 216H152L153 214H154V206L155 205H153L152 204V206L153 207H150L151 206V203L149 202V201H143ZM164 200V199H163ZM165 204H168L169 203V199L168 198H165ZM229 200H231V201H229ZM40 201H42V202H40ZM49 201H50V203H49ZM117 201H118V199H117ZM126 201V202H125ZM214 201H215V203H214ZM224 201H222V202H224ZM247 201V200H246ZM146 202V203H145ZM168 202V203H167ZM100 203V204H99ZM98 204H99V206H98V204L96 205V206H93L94 208H95V212L98 214V213H100L99 212V210L100 209H102L103 208V206L104 207H106L105 205H103V203H102V199L100 200V202H99ZM140 203L142 204V205H140ZM148 203H150V205L148 204ZM212 203V202H211ZM32 204V205H31ZM43 204H45V205H43ZM110 204V203H109ZM108 204V205H109ZM117 203H113V204H110V205H112L113 207H115L114 205H116ZM160 204H158V205H160ZM170 204V203H169ZM218 204V203H217ZM217 204H215V205H217ZM219 204H220V202H219ZM51 205V206H50ZM102 206V208H101V206ZM108 205H107V207H108ZM119 205V206H120ZM171 205V204H170ZM231 205V204H230ZM228 205H226L225 207H226V209L227 208H230V209H227V210H230V211H228L227 213L228 214H231L232 213V209H231V207L230 206H228ZM33 209H32V208ZM100 207V208H99ZM144 207V208H143ZM11 208V209H10ZM51 208V209H50ZM63 208V209H62ZM116 208V207H115ZM115 208H114V211H115ZM137 210V211H135V209ZM28 209H29V211H28ZM48 209V210H47ZM144 209V210H143ZM148 209V210H147ZM94 210V209H93ZM110 210H111V207H110ZM112 210H113V208H112ZM111 210V211H112ZM118 210H119V208H118ZM126 210V209H125ZM151 210V211H150ZM153 210V211H152ZM8 211H10V215H8L9 214V212ZM70 211V210H69ZM111 211L109 212V214L111 213ZM114 211H112V212H114ZM143 211V212H142ZM116 213L115 214H117V208H116V211H115ZM119 212V211H118ZM122 212H123V210L121 211L120 210V213L122 214ZM139 212V213H138ZM230 212V213H229ZM6 213H8V214H6ZM120 213H118V215L120 214ZM142 213H143V215H142ZM120 214V215H121ZM155 214H156V212H155ZM169 214V215H168ZM180 214V215H179ZM226 214V213H225ZM114 215V214H113ZM122 215H124V214H122ZM140 215H142V216H140ZM165 215H168V218L166 217V221L165 220H163V222L161 221L160 222V220H155V219H152V221H153V223H155L154 225H153V223L152 224H150L151 226H148L149 228H152V229H150V232H151V235H152V233L154 234L153 236H152V238H153V240H152V238L151 237H149V235H150V233H148L149 232V230L147 231V232H145L144 233V235H146L147 237H149V238H151V240H148L149 241V243L150 244H153L154 246H158V245H162L163 243L165 244H167L168 246H169V248H171V251L170 250H168V251H166V250H160L161 248L163 249V248H165V247H168V246H166L165 245V247L164 246H158V248L160 247V249H154V252L157 254V256L159 257L160 255L162 256H165V257H168V254H169V256L170 255H173L174 257H176V258H178L179 256L178 255H181L182 257H183V263H181V264H196V263H198V262H203V261H207L209 258L211 259V258H213V256L214 257H218L217 255H219L220 253V255H219V257H218V259L219 260H221L219 263L220 264H262V262L264 261L263 259H264V257H262V258H256L254 261L252 260V261H246V258L247 257H249V255H251V254H253V253H255V252H260L261 250H262V248H264V243H262V242H264V236H263V239H262V237H261V239H259L260 238V236H262V235H264V220L262 221V220H259V221H257L256 223H254V224H250L249 222H246V220L244 221L242 218H239L238 220H236V221H240L242 224L243 223H245L244 225H249L250 227H248V229L246 228V231L247 232H245V233H243V234H241V235H239V233L235 230L236 228H238L239 226H241V223L240 222H238V225H237V227L235 226V227H227L226 226V224L227 223H225V226L223 225L222 226V224H223V221L222 222H220L221 220H219V223H222V224H220L221 226H215V221L213 220V219H208V218H210V217H206V218H203L204 220H203V222H202V217H205L206 216V214L204 215H201V221H199V223H197V224H191L192 222H191V220H190V222L188 221V219H187V217L184 215V214H182V213H179L178 212V216L180 217H178V218H176L175 217V215H173V217L171 218L170 216L172 215V214H170V212H166V214ZM183 217H182V216ZM208 215V214H207ZM233 216L235 215V214H232ZM1 216H3V217H1ZM8 216H9V218H8ZM110 216L111 217H113L111 214H110ZM109 215H108V217H110ZM120 216H118L117 218H119ZM122 218H123V216H121ZM5 218V219H4ZM7 218V219H6ZM211 218H214V217H211ZM59 219H60V217H59ZM110 219H113V218H110ZM167 219H169V220H167ZM176 219V220H175ZM184 220V221H182V220ZM4 220V221H3ZM51 220V219H50ZM108 220H109V218H108ZM114 220H116V217H115V219H113V221ZM117 220H119V219H117ZM210 220V221H209ZM213 220V222L211 223V221ZM241 220H243V221H241ZM5 221H7V222H5ZM15 221V220H14ZM167 221H169V223H167ZM178 221V222H177ZM182 221V222H181ZM186 221H188V222H186ZM208 221H209V223H208ZM104 221H102V223H103ZM105 222H107L106 220H105ZM205 222V223H204ZM162 223V224H161ZM167 223V224H166ZM171 223H173V224H176L175 226L173 225V224H171ZM180 223V224H179ZM186 223H188V224H190V226H186ZM240 223V224H239ZM9 224H8V227H9ZM50 224H51V226H55V225H57V227H52V228H54V230H56V233H55V238L53 237V239L50 237V238H48V240L46 241V244H44V246H43V244H42V246H39L38 247V245H36V246H34V245H31L32 247H33V250H32V247H30V246H27L26 247V245L22 248L21 246H19V247H16V249H15V251H16V255L15 256H11V257H8V256H3V254L5 253L4 252V250H0V252H2V254H0V264H38V263H36L37 261H36V259H38V258H36V257H38L39 256V260H42V261H38L39 262V264H66L67 262H66V259H70L71 257H73V259L75 258L74 257V255H72V253L74 252L75 253V250L76 251H79L80 252V249L81 248H83L84 246H85V244H86V246H87V244H88V248L89 247H91L90 249L93 251V253H89V252H92V251H89V252H87V253H89L91 256H93L92 257V259L91 260H89V261H92V260H94V262L95 261H97V258H98V256H99V252L98 253H96V250L94 249L95 247H96V249H97V251L98 250H100V254H101V249H100V244H99V246H97V245H94V244H96L95 242V239H94V241H91L89 238L85 241H83V242H80V241H78V242H80V246H81V248L79 247L78 249H74V251H70V250H67L66 251V249L63 247L64 246V241H66V240H69V238L71 237V235H69V233H70V231L72 232V233H74L75 232V234H74V236L76 237H78L77 239L78 240H81V238H83L84 237V235L82 236V233L80 232L79 233V231L77 232V230H71V229H68L67 227H66V225L64 224V223H62L61 224V222H60V224H52V222H50ZM121 224V223H120ZM166 224V225H165ZM211 224V225H210ZM262 224V225H261ZM59 225V226H58ZM114 226H115V224H113ZM122 225V224H121ZM142 226V222H140L139 223V225L138 226ZM153 225V226H152ZM158 225V226H157ZM161 225V226H160ZM177 225H180V226H177ZM191 225H192V227H191ZM213 225V226H212ZM111 226V225H110ZM114 226H111V227H114ZM167 226V227H166ZM193 226H195V227H193ZM201 226V227H200ZM203 226V227H202ZM208 226H211L210 228L208 227ZM217 228H215V227ZM60 227V228H59ZM63 227V228H62ZM116 227H117V225H116ZM120 227H122V226H120V225H118V228H115L114 227V230L116 229V231H117V233H116V235H122V234H124V233H127L128 231H126V230H122V229H120ZM126 227V226H125ZM124 227V228H125ZM154 227V228H153ZM158 227V228H157ZM187 227V228H186ZM200 227V228H199ZM213 227V228H212ZM58 228V229H57ZM123 228V227H122ZM148 228V229H149ZM156 228V229H155ZM188 228H191L190 230H188ZM205 228H206V230H205ZM215 228V229H214ZM69 231H68V230ZM113 229V228H112ZM200 229V230H199ZM59 230V231H58ZM66 230H67V232H66ZM97 230V229H96ZM169 230V231H168ZM177 230V231H176ZM199 230V231H198ZM201 230H202V234H201ZM62 231V232H61ZM94 231H95V229H94ZM93 231V233H96V232H94ZM120 231H122V233L120 232ZM125 231V232H124ZM206 231V232H205ZM212 233H210V232ZM213 231V232H212ZM215 231V232H214ZM105 232H106V229H105ZM158 232V233H157ZM167 232H169V234L167 233ZM185 232V233H184ZM192 234H191V233ZM197 232V233H196ZM204 232L206 233V235L204 234ZM61 233H64V234H61ZM77 233V234H76ZM89 233H91V232H89ZM261 233H262V235H261ZM66 234H68L69 236H67ZM78 234H79V236H78ZM149 234V235H148ZM157 234V237L155 236ZM162 234H163V236H162ZM168 234V235H167ZM188 234V235H187ZM260 236H259V235ZM142 234H139V236H141ZM150 235V236H151ZM165 235V236H164ZM172 237H171V236ZM185 235V236H184ZM194 237H193V236ZM215 235V236H214ZM89 236V235H88ZM91 236V235H90ZM93 236H94V234H93ZM124 237H122V238H125L126 236V240H128L127 238H129V235H126L125 236V234L123 235ZM177 236V237H176ZM253 236H254V238H253ZM14 237H16V236H14ZM20 237H22V236H20ZM143 236H141V237H138V238H142ZM159 237V238H158ZM168 237V238H167ZM255 237H256V240H253V239H255ZM257 237H258V239H259V241H257ZM17 238V237H16ZM90 238H94V237H90ZM119 238H121V237H119ZM119 238H118V240H114V243H116L117 241H119ZM137 237H136V240L138 239ZM144 238V237H143ZM142 238V239H143ZM157 238V239H156ZM169 238H172V240L171 239H169ZM174 238V239H173ZM189 238V239H188ZM193 238V239H192ZM250 238H252V240H253V242L252 241H250L251 239ZM15 239V238H14ZM134 239H135V237H134ZM140 239H138V242L140 243V242H142L143 240H146V237H145V239H141L142 241H140ZM148 239V238H147ZM160 239V240H159ZM167 239H169L170 241H174V243H179V244H181V246H180V248H181V251H178V253L176 252V250H172L174 247V244H172L173 242H168V241H166ZM177 239V240H176ZM203 239V240H202ZM124 240V239H123ZM126 240H124V242L126 243L127 241ZM156 240V241H155ZM189 240V241H188ZM248 240V241H247ZM260 240H261V243H260ZM89 241H91V242H89ZM116 241V242H115ZM152 241V242H151ZM155 243H154V242ZM166 241V242H165ZM187 241V242H186ZM204 241V242H203ZM251 242V244L253 245V246H248L247 248H245V249H243V248H239L240 246H243L244 245V243L246 244V242ZM255 241H257L256 243H255ZM86 242V243H85ZM89 242V243H88ZM162 242V243H161ZM201 242H203L202 244H201ZM223 242V243H222ZM258 242H259V244H258ZM63 243V244H62ZM84 243V244H83ZM90 243H92V245L90 244ZM112 242H110L109 244L107 243V245L110 247L111 245L112 246H114V245H116L117 243V245H120L121 243H119V242H117L116 244H111ZM143 243H145V242H143ZM142 243V245H144ZM160 243V244H159ZM173 245L172 247H170L171 245ZM183 243V244H182ZM199 243V244H198ZM89 244L91 245V246H89ZM141 244V243H140ZM155 244H158V245H155ZM197 244V245H196ZM205 244V245H204ZM255 244H257V245H255ZM84 245V246H83ZM141 245V246H142ZM83 246V247H82ZM93 246V247H92ZM111 246V247H112ZM183 246V247H182ZM257 246V247H256ZM15 247H13L12 248V250H14V248ZM29 247V248H28ZM37 247L39 248V249H37ZM42 247V248H41ZM87 247L85 248V249H87ZM110 247V249H113V248H111ZM124 247V246H123ZM28 248V249H27ZM55 248V249H54ZM64 248V249H63ZM101 248H102V246H101ZM238 248L239 249H241L240 251L238 250ZM259 248V249H258ZM85 249H82V252H84L85 251ZM90 249H87V250H90ZM103 249V248H102ZM30 250V251H29ZM86 250V251H87ZM95 250V251H94ZM180 250V249H179ZM182 250H184V251H182ZM224 250H225V252H224ZM110 251V250H109ZM113 251L114 252H116V253H113ZM220 251H222V252H220ZM23 252V253H22ZM63 252V253H62ZM69 252H71V253H69ZM110 252H112L111 254H110V256L111 255H113V256H111L110 258H111V260H110V258L109 259H107L106 261H108V262H106V261H104V259H103V257L100 255L99 256V258H98V260L100 259V257H101V259H100V261H97L95 264H99L98 262H100V264H119L120 263V261L122 260L121 258L123 257H125V259H126V257L128 258L129 256H126L125 254H123V252L121 251V253H118L117 251H115L114 249L113 250H111ZM144 252V251H143ZM150 252L152 253V251H149V252H147V253H149L150 254ZM167 252V253H166ZM180 252V253H179ZM182 252V253H181ZM226 254V257L224 256H222L224 253ZM227 252H228V256H227ZM19 253V254H18ZM21 253V254H20ZM94 253L96 254V257H95V255H94ZM147 253H146V251L144 252V254H146L147 255ZM163 253V254H162ZM172 253V254H171ZM216 253V254H215ZM26 254V255H25ZM44 254V255H43ZM50 254V255H49ZM63 254V255H62ZM72 256H71V255ZM79 254V253H78ZM117 254V255H116ZM148 254V255H149ZM160 254V255H159ZM48 255V256H47ZM75 255H77L76 253H75ZM90 255H88V254H86V258H81V259H84V260H86V261H84L85 262V264H92L91 262H89L88 260H87V257L88 256H90ZM150 255H152V254H150ZM149 255V256H150ZM44 256H45V258H44ZM55 256H56V258H55ZM57 256H59V257H57ZM71 256V257H70ZM78 256H80V255H78ZM78 256H76V257H78ZM114 256H115V258H116V260L118 259V258H120V259H118V260H120V261H115V259L114 260H112L113 258H114ZM230 256V257H229ZM22 257V258H21ZM27 257V258H26ZM30 259H29V258ZM43 257V258H42ZM48 257V258H47ZM52 257H54V258H52ZM61 257V258H60ZM70 257V258H69ZM113 257V258H112ZM19 258V259H18ZM26 258V259H25ZM51 258V259H50ZM79 258V257H78ZM75 259V260H77V261H75V260H73L72 258L70 259V261H74V262H76L77 264H82V263H84L83 261H81L80 260V258L79 259ZM91 257H88V259H90ZM221 258V259H220ZM28 259V260H27ZM35 259V260H34ZM102 259H103V261L105 262H102ZM204 259V260H203ZM4 260V261H3ZM21 260V261H20ZM29 260H30V262H29ZM44 260V261H43ZM48 260H49V262H48ZM203 260V261H202ZM218 260V261H219ZM243 260H245V261H243ZM15 261V262H14ZM34 261V262H33ZM64 261V262H63ZM78 261H81V262H78ZM112 261V262H111ZM114 261V262H113ZM208 261H210V260H208ZM227 261V262H226ZM33 262V263H32ZM41 262V263H40ZM45 262V263H44ZM56 262H58V263H56ZM63 262V263H62ZM66 262V263H65ZM116 262V263H115ZM243 262V263H242ZM244 262H246V263H244ZM121 263H122V261H121ZM120 263V264H121ZM123 263L124 264H127V263H125V261H123ZM200 263H198V264H200ZM74 264V263H73ZM94 264V263H93ZM144 264H149L148 262H146V263H144Z\"/></svg>",
	"mask_w": 264,
	"mask_h": 264
}]
</instances>
